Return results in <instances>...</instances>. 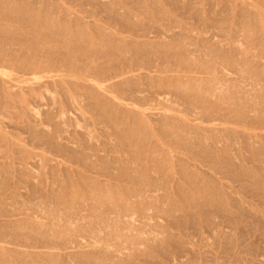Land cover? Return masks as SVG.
I'll list each match as a JSON object with an SVG mask.
<instances>
[{
    "label": "rangeland",
    "instance_id": "1",
    "mask_svg": "<svg viewBox=\"0 0 264 264\" xmlns=\"http://www.w3.org/2000/svg\"><path fill=\"white\" fill-rule=\"evenodd\" d=\"M4 1H6V0H4ZM24 1L26 3V0H24ZM32 1H35V0H32ZM32 1L31 0L28 1L26 3V5L23 4L24 3L23 0H18V1L17 0H7L6 2L13 7L15 6L14 8H20V10H24V9L29 8V10L32 11V9H33V11H35V13L34 12H32V13L37 15L38 20L39 19L42 20L43 18H44L43 20H46V19H47V21L49 20L48 22L55 24L54 25L56 27L55 30H57L58 32H61L63 30L62 33L69 34V37L67 40H71L72 38H74V41L76 42V44L78 43L79 45H82L85 49L82 46H80V48H77L76 46L79 47V45L77 44L74 47H72V46L69 47V50H68V48H65V49H67L66 51H65V49H63V51L65 53L63 51L60 52L58 50L57 52H59V55L56 53V55H58V56L55 55V57H54V55H53V56L47 57L49 59L47 61V63H50V64H48L49 65L48 68H46L45 71H42V70L39 71V68L38 69L35 68L36 63H37L36 57H38V55L41 52L39 50L38 44H36V40L33 37H31L32 39L30 37H27V38L24 37V38L18 40L17 38H12L11 36H9L10 38L8 37L9 39L7 37H5L6 38L5 39L4 36H0V43L3 42V45L0 44V48L2 49V52L0 49V52H1L0 53L1 54L0 55V61L1 60L5 61V62L3 61L4 64L2 61L0 62V84H1L0 85V187H1V185H3L2 188H0V194H1L0 195V221H1L0 222V224H1L0 229L5 231L7 229V226H8L9 227L8 230H9L10 234H12V232L15 234L14 227L18 228V230L20 231L19 235L17 237L15 236L16 234L11 235V236L8 235V233H9L8 230H6L5 232L0 231V239L2 238V241H0V246L3 245V246H6L7 249L9 248L8 251L6 253H4L5 256H3L4 254L3 255L0 254V264H8V263L9 264H15V263L16 264H24V263L25 264H35V263L36 264H40V263L52 264L51 262H53V264H55V262H56V264H71V263L72 264H91V263H94V264L95 263H97V264H111V263L112 264H119L120 263V264H122L123 262H121V260L124 261V263L126 262V264H127V262H128V264H264V189L263 188H262L263 190L260 189L261 186L263 185L262 182L264 180V178H263L264 177V4H263L264 0H99V1H97V0H49V1L48 0H42L43 3L41 0H40L41 2L39 0H37L36 6L37 7L39 6L38 7L39 9L36 6H34L35 2H33L34 5L31 4ZM96 1H97V3H96ZM11 2H13V3H11ZM16 2L20 3V4L18 3L19 6L17 4H15ZM21 2H23V3L21 4ZM45 4L47 7L45 6ZM22 5H24V6H22ZM30 6L32 9L30 8ZM22 7H24V8H22ZM43 7L48 8L47 10H49L48 12H50V13H48L47 10H45V8L42 9ZM36 8H37V11H36ZM41 10H42L43 15L40 12ZM109 10H113L114 12L116 11L118 13L115 12L116 13V15H115L113 11H109ZM45 11H46V13H45ZM54 11H55V13L53 14ZM37 12L38 13L40 12L41 16L39 14H37ZM110 13L112 14L113 17L111 16ZM123 13H125L124 14L125 16L126 15L128 16V17H126V19H125V17H124V19L122 18V16H124ZM49 14H52V15H49ZM67 14H69V15H67ZM118 14H121V15H118ZM60 18L64 19V21H62ZM67 18L73 20L74 22L71 20H68ZM76 18H78L79 20ZM8 19L10 21H8ZM15 19L14 18L11 19L5 14L0 15V23L1 24H9V25L11 24L10 26H13V28L16 27L15 30H18V28L23 29V31L28 30L27 24L25 23V25H24V23H23V22H25V20L21 21L19 19L20 21H18V18H17V22H16ZM58 19H59V21H58ZM119 19H121V20H119ZM2 20H4L5 23ZM55 20H57V22H54ZM75 20L77 23L75 22ZM117 20L120 22L122 21V25H124V26H126V24H128L126 26L128 28L126 29V27L122 26L121 23H119ZM12 21L14 23L16 22L14 24L16 26L13 25ZM131 21H135V23L133 22L134 25L137 24L138 26L134 27V25ZM130 22L132 25L129 24ZM19 23H21V24H19ZM61 23H63V25ZM79 23H81L83 27ZM22 24L24 25V27L20 26ZM69 25H71V26H69ZM73 25H75L79 28H77V27L75 28ZM255 25H257V26H255ZM80 26H81V28H80ZM140 26L144 31L140 28ZM143 27L147 28V29H144ZM151 27H152V29H151ZM255 27H257V28H255ZM133 28H136L138 30V32H137L138 35L135 34L137 30H135ZM81 29H82V31H81ZM132 29L134 31H131ZM167 29L169 30V32ZM83 30H85L86 32L85 31L83 32ZM125 30H126V32H125ZM254 30H256V31H254ZM69 31H71V32H69ZM100 31H101V33H100ZM139 32H141V33H139ZM162 32H165V33H162ZM166 32H168V34ZM76 33H78V34H76ZM125 33H127V35ZM132 33H134V34H132ZM158 33H159V35H158ZM161 33H162V35H161ZM172 33H173V35H172ZM174 33L176 34V36L178 38L174 35ZM180 33L182 36L180 35ZM79 34H81V35H79ZM82 34H84L83 36L87 39H90L94 44L97 43L96 44L97 45L96 51H95V49H90L87 45L84 44L83 38H81ZM70 35H73V37H70ZM85 35H87V36H85ZM113 35H115V37ZM130 35H131V37H130ZM133 35H135V36H133ZM165 35H167V36H165ZM122 36H123V39L125 41L128 40V42H124L126 45L124 47H122L123 45L119 44V41L122 38ZM145 36H147V37H145ZM170 36H172V37H170ZM183 36H184V38L187 39V41L184 40ZM193 36H195L194 37L195 39H193ZM196 36L197 37L199 36V37L196 38ZM78 37H80V38L78 39ZM89 37H91V38H89ZM113 37L116 40L115 42H114ZM11 38H12V40L13 39H15V40L12 41ZM94 38H97L96 42L94 41L95 40ZM167 38H169V39H167ZM179 38L180 39L183 38V39L180 40ZM27 39H29V40L27 41ZM108 39H109V41H108ZM133 39L136 42L135 44H133V42H134ZM188 40H189V42H188ZM194 40H195V42H194ZM147 41L150 43L152 41V43L149 46H147L149 44ZM156 41H158V42L160 41L162 44L163 43L164 44L162 45L160 42L158 43ZM182 41L185 45L183 43H180ZM5 42H7V43H5ZM14 42H15V44H14ZM99 42H100V44H99ZM130 42H131V44H129ZM139 42L142 44H140ZM167 43H169V44L167 45ZM127 44H129V45L127 46ZM156 44L158 46L161 44L163 47L166 45L167 47L166 46L164 47V50H165L164 51L163 48H161L162 47L161 45H160L161 47L160 46L158 47ZM188 44L189 45L191 44L192 46L197 44L196 46H193V48L196 47V49H194V51H195L194 53H193V49H191L192 46H189ZM26 45H28V47ZM130 45H131V49L133 50V52L130 49ZM141 45H143L145 47L143 48ZM153 45H155V46H153ZM169 45L171 46V48ZM177 45H178V48H177ZM187 45L189 46V50H188ZM1 46H4V48ZM6 46H7V49L10 50L9 52H7L8 50L6 49ZM13 46H14V48H13ZM117 46H119V48ZM150 46L153 47V49L156 48V50L155 49L153 50ZM174 46H175V48H174ZM15 47L16 48L18 47V48L15 49ZM127 47H129V48H127ZM30 48H32V49L29 51ZM75 48L77 49V51H75L76 50ZM122 48H123V50H122ZM140 48H141V50H140ZM142 48L144 50L143 52H142ZM159 48L161 51H158ZM166 48L168 50H166ZM182 48H183V50H181ZM26 49L28 51H26ZM79 49L80 50L84 49L81 51L83 53V56H82V53L79 55V52H80ZM102 49H104V50H102ZM113 49H115V50H113ZM135 49H136V51H135ZM23 50H25V52H26L25 54H22V52L24 53ZM34 50H36V51L34 52ZM78 50H79V52H78ZM125 50L127 51L126 53H125ZM128 50H129V53H128ZM190 50H192V51H190ZM11 51H13L14 54H13V52L11 53ZM71 51H72V53H71ZM73 51H75V54ZM92 51H93V53H92ZM98 51H99V53H97ZM189 51H190V53H189ZM27 52H30V53H27ZM90 52L92 53L93 57H92V55L89 54ZM104 52L106 53L105 55H104ZM7 53H9L10 55L12 54V55L9 56V54H7ZM70 53L73 55H70ZM124 53L130 54V55L127 56ZM16 54H17V56H16ZM21 54L26 55V57L24 56L21 58V56H22ZM100 54L102 55V58L100 57L101 56ZM134 54H136V55H134ZM194 54H195V56H194ZM68 55H69V57H68ZM96 55H98V56H96ZM70 56L73 58H71ZM78 56H79L80 60H76V59H78ZM120 56H121V58L125 57L124 61H122L123 59L119 58ZM190 56H192V58L196 59V60H193L192 58L190 59L189 58ZM214 56H215V58H217V57H219V58H217V60H215ZM246 56H247V58H246ZM2 57H5V58L3 59ZM8 57H11L12 61L9 60ZM30 57H31V60H28V59H30ZM39 57H40V55H39ZM74 57L76 59H74ZM98 57H99V60L101 59L100 61L97 59ZM126 57H127V60L129 61V64L131 66L129 64L126 65V62L128 63V61L126 60ZM81 58H82V60H81ZM206 58H209V59H206ZM15 59L20 60V61L18 62ZM34 59H35V61H34ZM72 59H74L73 62H72ZM91 59H93L94 62ZM24 60H25V63H24ZM88 60H91V61L88 62ZM133 60L136 63L138 62L137 64L139 66L145 65L147 67H148V63L150 62L149 68L152 69L153 71L151 72L150 70L148 71V69L141 68L137 71H133L129 74H125L124 76H122L116 80V82H118V83L124 82V85L123 84L116 85L114 87L115 92L114 93L111 92V93L107 94L109 97L108 100L104 99L103 96H100L98 91H96V87H98V86H97L95 81L97 79H95L93 76L91 77L88 75H92V74L94 75V73L98 69H99L98 71H100V70L102 71L101 76L103 75V77H104V75H106V74L108 75V72H120V71H118L120 69H121V71L125 70V69H127L126 66H128V65H129L128 67H130V68H133V66L135 68L136 63ZM188 60L189 61L191 60V61L186 62ZM27 61H29L32 65L30 63H28ZM31 61H34V62L32 63ZM98 61L100 62L99 65H97ZM203 61H205L204 62L205 64H203ZM209 61H210V64H208ZM233 61L234 62L239 61V63L237 62L238 65L236 64V62H235V64L237 67L240 65L241 66L236 68ZM8 62H9L10 66L7 65ZM11 62H12V64H11ZM17 62H18V64H17ZM59 62H60V64H58ZM78 62H79V64L80 63H82V64L78 65ZM85 62H87L85 64V66L89 65L88 68L86 67L87 70L85 69L87 71V73L84 71L85 67H83ZM91 62H93V63H91ZM193 62L195 63V65L193 64ZM200 62H202V63L200 64ZM216 62L219 65V67L215 66L214 63H216ZM222 62H223V65L221 64ZM22 63H23V65H22ZM94 63H96L97 66ZM101 63L102 64L104 63L103 65H106V66H102ZM198 63H199V65H198ZM211 63H213V66ZM1 64H3V65H1ZM61 65L66 67V69H67V67H69L71 69V71H70L71 73H78V71L81 70L80 68L83 67L81 70L82 72L81 71L80 72L83 75L86 74L85 76L89 77L88 81L83 84V83L78 82V80L75 77H73V78L72 77H63V76H61V73H59V72L55 73V71H51L52 68H54V67L57 68V66L58 67L60 66L59 69H65V68H62ZM94 65L96 66V69H97L96 71H95ZM138 65L136 67H139ZM201 65L202 66L204 65L207 68H205L204 66L202 67ZM28 66H29V68H28ZM214 66L216 68H218V69L215 68V70L213 71V73L215 75L211 73ZM100 67H101V69H100ZM158 67H159V70H158ZM197 67H199L200 69H198ZM69 68L67 70H70ZM115 69L116 70L118 69V70L116 71ZM154 69H156V71H154ZM26 70L30 71L31 73L27 74ZM35 71H36V73H34ZM215 71H217L220 75L218 73H216ZM20 72H21V74H17ZM84 72H85V74H84ZM88 72H89V74H88ZM247 72H248V74H247ZM250 73L254 74L253 76H251L252 80L249 77L251 75ZM143 74H145V75H143ZM240 74L241 75L245 74V75H243V77H242ZM139 75L143 76V78H142L143 81H141V78L139 79L140 82H137L139 80L131 79V78H134L135 76H139ZM147 75L148 76L149 75L155 76V77L161 76V77L156 78L158 81H156L155 77L154 78L149 77L150 79H152L150 81V79L147 78L148 80H146V78H144V76H147ZM185 76H187V77H185ZM190 76L195 77V78L192 79ZM244 76H246V78H244ZM129 77H130V80H129ZM171 77H172V79H171ZM182 77H183V80H182ZM188 77H189V79H191V81L192 80L195 81V83L193 85H192V83L194 81L190 82V84L193 86L192 88L195 90L197 89L198 92L191 90V85L188 82L190 80L188 79ZM200 77L204 78L205 81ZM223 77H225V78H223ZM230 77H232V78H230ZM65 78H67V79H65ZM126 78H128V79H126ZM185 78L188 79L187 82L190 85V87H189L190 89L187 88V86H189V85H187V82L184 80ZM198 78H199L200 83L197 84V86H196V82H198ZM211 78H213V79H211ZM228 78H229V80H228ZM240 78H243V79H240ZM24 79H26L28 81H25ZM179 79H181V80H179ZM214 79H216L215 80L216 85H218V82L221 83V84L219 83L218 86L220 88L222 86V89L224 88L223 89L224 92L227 89H228L227 92H229V91L231 93L233 92L232 94L228 93V98H227V92L225 94L220 95V93H224V92L219 91L220 92L218 95L219 97L217 96L218 98H216L218 100V101L216 100V102H219L217 104L212 102L215 100L214 97H216V96L212 97V95L210 96V93L205 95L206 86H208V84H209L210 87H207V88L208 89L212 88L211 82H213V86H215L212 89H210L211 92L214 91L215 88L216 89L218 88V86L215 85ZM72 80L74 82L76 81L74 83V86H71V84L73 85ZM162 80L164 82H162ZM172 80L175 83L172 82ZM68 81H69V83H67ZM135 81L138 84H136ZM153 81L154 82L156 81L155 84ZM180 81L181 82L183 81V83H180ZM201 81H203L204 83L203 82L201 83ZM227 81L228 82L230 81V84L227 83ZM234 81H235V83H234ZM33 82H34L33 87L35 86L34 88L32 87ZM38 82H40V83H38ZM53 82L56 84H54ZM70 82H71V84H70ZM77 82H78V85L81 84V85H79L80 89L78 87H76V85H75V84H77ZM125 82H126V84H129V86L131 88H138V89L140 88L142 90L144 88L146 90V91L143 90L144 92H146L145 96L142 98H135L133 100L132 99H124V98L120 97L119 94L120 95L122 94V91L126 89L125 87H129V86L125 85ZM143 82H144V84H143ZM149 82H150V84H149ZM151 82H153V83H151ZM163 83H165V84L163 85ZM172 83H174V84H172ZM222 83H227V84H224L225 87H227V89L222 85ZM251 83H253V86L255 85V87H252ZM68 84H70V85H68ZM151 84H153V85H151ZM168 84H170L169 88H168ZM180 84H181V86H180ZM201 84L202 85L204 84L203 85L204 88L202 87ZM120 85H122V86H120ZM139 85H141L142 87ZM149 85L154 86V87H150ZM171 85H174L175 87L172 88ZM30 86H31V88H30ZM70 86H71V88H70ZM87 86H94V89L91 90ZM250 86H251V88H250ZM61 87H62V89H61ZM65 87H68V88H65ZM182 87L183 88L185 87V88L182 89ZM199 87L202 88L201 93H203V95H200ZM240 87H241V89H240ZM76 88H78V91H76L77 90ZM119 88H122V89H119ZM174 88H175V90H174ZM179 88H181L180 92H179ZM167 89H168V91H167ZM169 89H172V91ZM187 89H189L188 93L191 92V94H189L188 97H187L188 93L183 92ZM231 89H232V91H231ZM173 90L175 92L178 91V94L175 93L173 95V93H174ZM237 90H238V92H237ZM240 90H242V91L240 92ZM254 90H257L258 92L257 91L255 92ZM91 91L94 93H91ZM235 91L238 94H236ZM194 92H197L200 96L210 97L209 102H211L213 105L203 106L201 103L198 102V100H196L197 98L195 99V97L199 98L200 96L199 95L197 96V93H194ZM179 93H181L182 97L180 96ZM192 94H193V96H192ZM229 94H231V95H229ZM87 95L90 97L85 99V97ZM236 95L237 96L242 95V98H241V96H239L240 97L239 98ZM249 95H252V96H250V98H249ZM98 96L101 100L98 98ZM184 96H186V97H184ZM54 97H55V99H54ZM77 97H81V98H77ZM165 97H167V99H165ZM193 97H194V99H193ZM211 97L214 100L211 99ZM229 97H231L233 99V100H230L232 103L230 101H228L230 99ZM245 97L247 98L246 101H245ZM160 98H162V99H160ZM188 98H192V101ZM234 98H235V100H234ZM237 98H239V99H237ZM80 99H81V102H79ZM226 99H228V100L225 101ZM250 99H252V100H250ZM165 100H167V101H165ZM253 100H255V101H253ZM88 101H89V103H88ZM107 101H108V103H107ZM194 101H197V102H194ZM226 102H227V104H226ZM250 102H252V104ZM82 103H84V104H82ZM109 103H111V104L109 105ZM193 103H194V106H192ZM2 104H4V105L2 106ZM81 104H82V107H80ZM97 104H99V105H97ZM256 104H257V108H256ZM259 105H261V106H259ZM1 106L3 108H1ZM76 106L79 109H77ZM173 106H175L176 108L178 107V108L173 109ZM188 106H190V108ZM191 106L192 107L198 106L196 110L200 111L199 114L205 113V112H203L204 110L201 108L202 106L205 108L206 112L209 110V112H217L220 115L222 114L221 111L224 110L222 115H224V113L226 114V115H224L225 120L223 122L215 121V122H208V123L207 122L200 123V120L193 122L189 119V116H187V114H186L187 110L186 111L184 110V109H188V108H189L188 111L192 110ZM227 106H229V107L227 108ZM88 107L91 109H89ZM230 107H231V109H229ZM239 107L241 108L240 110H239ZM33 108H35V109H33ZM107 108L108 109L111 108V110L109 109L110 112L108 111ZM123 108L127 109V111H126L127 113L124 112L125 110ZM219 108H221V111H219L220 110ZM1 109H3V111ZM31 110H33V111H31ZM103 110H105V111H103ZM229 110L233 111L232 112L233 114L231 113V111L229 112ZM256 110L258 111V113ZM107 111L109 112V114ZM235 111H238V112H235ZM34 112H36V113H34ZM247 112H248V114H247ZM37 113H39L40 115H38ZM227 113L229 116L227 115ZM230 113H231V115H230ZM35 114L37 117H39V116L40 117L37 119L34 118ZM112 114H114L113 116L115 117V119H117L119 121L114 120ZM117 114H118V117H117ZM123 114L126 115V117H127L126 119H125V115H123ZM30 115H31V117H30ZM109 116L112 117L113 120H111V118H109ZM158 116L160 118H158ZM226 116H228V117H226ZM245 116H247V117L244 118ZM25 117H27V118H25ZM134 117L138 118V119L136 120ZM166 117L168 118V120H166L167 119ZM237 117L240 120L235 119ZM123 118H124V120H123ZM156 118L161 119V120L165 119V121H170V122L167 123L168 126L167 125L165 126L164 124H166V123H164V121L157 120ZM229 118L231 121L235 119L234 121L236 123L234 121H233L234 123L231 122L229 120ZM27 119L30 122H28ZM35 119L37 120V124L34 125ZM131 119H133V120H131ZM177 119H179V120H177ZM180 119L186 120L185 122L188 124L183 123V124H180V126H179L178 123L183 122V121H180ZM23 120H24V123H22ZM31 120L33 122H31ZM38 120H40V121H38ZM109 120L112 122H110ZM155 120L157 121V123ZM244 120H246L245 124H244ZM248 120H249V122L247 123ZM108 121L111 123L112 128L109 127L110 123ZM131 121H132V124H131ZM241 121L243 124L241 123ZM118 122L120 124H118ZM121 122L122 123L124 122L123 123L124 126L122 125V128H120L122 130H124L123 128L126 127V125H127V127H126L127 130L132 128L130 126V124L134 125L132 128L134 130L130 129V131L132 130L134 132L131 131V133H128L130 131H127V133L126 132L124 133L121 130L120 134L123 136V140L126 142H124L120 139V138H122L119 134V132H120L119 126L121 127V124H122ZM129 122H130V124H128ZM134 122L138 123V124H135ZM143 122H145L146 127H144L145 124H143ZM160 122H162V123H160ZM197 123H199V124L196 125ZM27 124H29V125H27ZM32 124L34 126H32ZM39 124L42 127H44V129ZM162 124H163V127L165 126V128H163L161 126ZM192 124L195 126H199V127L195 128V127H193ZM237 124H238V126H237ZM116 125H119V126H117L115 128ZM140 125L142 126V129L140 130L141 132H139V128L141 127ZM147 125H148V127H147ZM182 125H183V128H182ZM239 125H241V126H239ZM128 126L130 128H128ZM138 126H139V128H138ZM176 126H178L179 128L177 127L178 128L177 129ZM201 126L203 127V130H201V128H202ZM246 126H248V127H246ZM143 127L145 130L148 128V130H146V131L143 130ZM186 127L189 128V132L186 130V129H188ZM211 127L213 130L210 129ZM213 127H215V128H213ZM170 128H174V130L172 131V129H171V132H170ZM194 128L196 129L194 131L195 133L192 130ZM116 129L119 131H117ZM175 129L180 130V131L176 132ZM181 129L182 130L185 129V131H187V132L183 131L186 133L187 137H189L190 131L192 130L191 133L193 134V136H190L189 139L193 138L194 136L197 139H200L199 138V136H200V137H202L201 139L203 140V143L201 144L202 140L199 141L196 138H193V141L195 140L194 143H197L196 145H198V146L192 145L191 147L189 146L188 148L187 147L185 148V145L188 146L191 143L190 144L187 143L184 145V142L188 139H187V137H185L186 139L184 140V136H185L184 134L185 133L181 132ZM214 129H219V132H218V130H214ZM220 129L222 131L226 130V131H224V134H223V132H221ZM113 130H116L115 134L117 135V133H118L119 136H116L115 134H113L115 132ZM200 130L205 131L208 134L211 132L214 133V131H215V134L216 133H218V134H216L214 136V134L212 133V135L214 136V138H213L212 135L209 136V135H207V133L201 132ZM209 130H211V132ZM160 131L163 132V133H161L162 135L159 133ZM229 131H231V133L234 132L235 134H237V135H235L232 133V136H234V135L236 136L235 137L236 140H234V138L232 136L230 137L231 134ZM137 132H139V133H137ZM142 132H144V133L147 132L146 135L148 137H152L151 135H153L151 140L148 139L150 141L149 143L147 142L148 140L146 138L147 137L146 135H145V138H141L144 136ZM165 132H167L166 133L167 135L165 134ZM56 133L60 134L62 136L65 135V138L67 136L68 140H65L63 137V139H61V140L57 139V141H58L57 142L54 138ZM133 133H134V135H130L131 136L130 137L129 134H133ZM140 133H142V134H140ZM172 133H173V135H172ZM178 133H180V137H179ZM188 133H189V135H188ZM200 133L201 134L203 133L204 137L201 136ZM248 133H249V135H248ZM52 134H53V136H52ZM104 134H106V135H104ZM125 134H127V135H125ZM149 134H151V135H149ZM174 134H176V135H174ZM182 134H183V137H182ZM243 134H244V136H243ZM256 134L258 136H256ZM136 135H139V137ZM163 135H165L167 137V140H166V138H163V137H165ZM221 135H222V137H221ZM127 136H129V137L127 138ZM169 136H170V139H169ZM253 136L255 139L254 141H252L253 138H251ZM124 137H126V139H124ZM134 137H136L135 140H134ZM181 137L183 138L184 141L183 140L180 141ZM206 137H207V139H206ZM216 137H219V138H216ZM224 137H225V139L228 137L229 138L225 140ZM137 138H139L138 144L140 146L136 143ZM172 138H174V139L176 138L175 142ZM177 138H179V140ZM232 138H233V140H232ZM127 139H129L130 142H132L133 144L130 143L129 140H127ZM215 139H218V140L215 142L214 141ZM119 140H121V141H119ZM140 140H142V141H140ZM205 140H207V144H206L207 147H206V149L203 150L202 148L206 142ZM208 140H210V142ZM256 140L258 142L260 141L259 143L261 145ZM72 141H73V143H72ZM75 141H76V144L74 143ZM145 141H146V143H144ZM191 141H192V139H191ZM218 141H220V144L217 143ZM122 142H124L126 144L123 145ZM180 142H181V144H180ZM186 142H188V141H186ZM252 142H257V143L252 144ZM105 143H106V145H105ZM60 144L63 145V147H60ZM215 144H218L219 146H216ZM129 145H131V146H129ZM224 145H225V147H224ZM226 145H227V147H226ZM254 145H256V146H254ZM136 146H138V147H136ZM182 146H184V147H182ZM201 146H202V148H201ZM212 146L214 147V150H212L213 149ZM129 147H131V148H129ZM181 147L185 148L186 150H188L189 148H194L196 153L199 155V158L200 157H203V158L206 157V159L204 158V160H206V161L208 159V155H209V157L212 155L210 157V159L211 158H213V159L212 160L208 159L209 160L208 162H206L204 160H202L203 161L202 162L200 159V162H199V161L194 160L192 158V160L194 161L193 162L191 160V158H189V156H187V154L183 150H180ZM196 147L198 150L199 149L200 150L198 151L196 149ZM215 147H216V150H218V151H215ZM217 147H218V149H217ZM95 148L97 149V151L94 150ZM99 149L101 151H103V153H100ZM130 149L133 151H131ZM139 149H141L142 151H140ZM72 150H74V151H72ZM149 150H152V151H149ZM137 151H138V154H136ZM202 151L203 152L205 151L206 156L203 155L204 153ZM210 151H212L214 153H209ZM151 152H152V155L154 154L153 156L151 155ZM190 152H192V151H190ZM201 152L203 153L202 156H201ZM206 152L208 155L206 154ZM94 153H97L98 157L92 156ZM143 153H145V154H143ZM158 153H160V155L162 153V156L159 157ZM167 153L170 154V157H169V154H167ZM89 154H91L92 159H90L91 157ZM164 154H166V155H164ZM172 154H173V156H172ZM213 154L216 155L215 158H214L215 155H213ZM100 155H103V157L99 158ZM144 155L145 156L147 155L146 157L148 159L145 158ZM149 155L152 157H150ZM118 156H121V157L118 158ZM134 157H136V158H134ZM179 157H180V159H178ZM101 158H103L106 161V164H105L104 160H103L104 161V163H103ZM155 158L158 160H156ZM183 158L185 159V160H182L183 162L178 161V160H181ZM96 159H97V161H96ZM98 159H100V160L98 161ZM170 159H172V160H170ZM88 160H89V162H88ZM92 160L95 162L93 163ZM113 160H115L117 162L119 161L120 163L119 162L116 163L115 161L113 162ZM186 160H188L189 163H192V165L198 164L199 167H201V168H199V170H201V169L202 170L201 171H199V170L195 171L194 168L192 167L193 169L191 168V171H190L191 164H190V167H187L188 164H185ZM159 161H160V163H159ZM210 161L213 162V164L210 163ZM215 161H217L218 164ZM227 161L229 162V164ZM123 162H125V163H123ZM170 162H171V164H170ZM89 163L90 164L93 163L92 164L93 166L88 165ZM126 163L128 165H126ZM146 163L149 165H147ZM164 163L166 165H164ZM174 163H176V165H178V168L176 166H174L175 165ZM204 163H206L207 165L209 163L208 167L206 164L204 166ZM214 163H216L217 165L220 164V167H222V165H223V169L225 166L226 171H228V172H226L225 170H223V172H222V170H221L222 168H217L216 164H214ZM225 163H226V165H225ZM238 163H240V164L238 165ZM118 164H120V165H118ZM169 164H170V166H169ZM210 164H212V165H210ZM234 164L236 165V167L238 169L234 166ZM104 165H106V166H104ZM214 165L216 168L214 167ZM107 166H108V168L111 167L110 169L112 171L110 169H108ZM116 166H117V168H116ZM122 166L126 170H123L124 168ZM129 166L131 168L135 166V169L133 168V170H132V169H130ZM168 166L171 167V168H169V170H168ZM172 166H173V168H172ZM227 167H229V170H227L228 169ZM246 167L250 168L247 171L248 174H245L247 169L245 170L244 168H246ZM104 168L106 169V172H107V170H109L108 173H105ZM120 168H122V170H117ZM155 168H156V170H158L157 172H156ZM214 168L217 169V172H216V170H213ZM230 168L234 173L231 172ZM170 169H172V171H170ZM173 169H175L177 172L175 173V170H173ZM177 169H179V170H177ZM186 169H187V171H186ZM166 170H168V171H166ZM193 170L195 173H190V172H193ZM219 170H221L220 173H219ZM251 170L253 173L255 172V174L256 173L257 174L256 175L253 174L251 172ZM120 171L121 172L123 171L122 172L123 175L121 174ZM188 171H190V172L188 173ZM207 171H209V172H207ZM130 172H132V174ZM160 172H162V173H160ZM172 172L174 174H172ZM207 173L208 174L212 173V174H209L210 175L209 176ZM227 173L231 176H229ZM169 174H170V176H169ZM188 174H191V176H192L191 179H190V175H188ZM193 174L196 175V176H194L195 179H193ZM241 174L243 177L241 176ZM249 174H250V176L247 178V176ZM121 175L123 178L120 177ZM147 175H148V177H147ZM154 175H156V176H154ZM197 175L201 179L197 178ZM211 175L213 176V178ZM235 175H237V177ZM239 175H240V177H239ZM113 176H114V178H112ZM116 176H117V178H115ZM135 176H137V177H135ZM153 176L157 177V179L153 178ZM188 176H189V179H188ZM232 176L234 178H231ZM260 176H261V178H258ZM132 177H133V179H132ZM138 177H139V181H138ZM144 177H147V178H144ZM179 177H181V178H179ZM184 177H185V179H184ZM253 177H257V179L253 178ZM136 178H137V180H136ZM166 178H167V182H169L168 183L169 185H167V183H166ZM168 178H171V179H168ZM131 179L134 181L131 182ZM143 179H145V180H143ZM175 179H176V181H175ZM192 179L195 180L194 181L195 184L191 181ZM142 180L144 182H142ZM170 180H171V184H170ZM177 180H178V182H177ZM201 180L205 184H207L206 186H209V183H210L211 187L213 186V184L211 185V183H215L217 180V182L214 184L217 189L214 186L213 187L215 188L216 191L220 190V189H221V191H219L218 193H216V191L214 192L213 187H212L213 190L211 189L210 186H209V188L206 187ZM254 180H256V182ZM259 180H260V182H259ZM135 181H136V183H134ZM137 181H138V183H137ZM154 181L156 182V184H152V182L154 183ZM213 181H215V182H213ZM108 182H109V184H108ZM141 182L146 184L147 187H146V185L142 184V186H144L142 188ZM147 182L149 184L153 185V189L156 188V186L158 187L157 189H160L157 191V193H156V191H154V194H156V199L158 198V200H155V201H157V203L155 202L156 205L153 203H148V202H152V201L154 202L155 198L152 201L147 202V200H145V198H143L141 196V193L144 191V189H146L148 187H152V185H149ZM196 182L199 184L200 183L203 184L205 186L204 189L208 188L207 189L208 191L203 190V188H201V187H203V185H201V184L199 185ZM158 183L160 185H158ZM259 183L260 184L262 183V185H260ZM164 184L167 185L168 189L165 187L167 190L164 189L163 186H166ZM184 184H188L187 189L189 191L191 190V192L187 193L188 192V190L186 189L187 185H184ZM196 184H197V186H196ZM216 184H220V185L216 186ZM221 184H222V186H221ZM254 184H256L255 185L256 190L253 187ZM20 185H22L23 187ZM104 185H106V186H104ZM154 185H156V186H154ZM178 185H180V186L177 187ZM18 186H19V188H18ZM92 186H93V188H92ZM126 186L128 188H126ZM256 186H258V187H256ZM104 187L106 188V190L112 189L114 192H111L110 190H107L108 192L107 191L105 192ZM180 187H182L183 189L181 190ZM129 188H131V189L129 190ZM191 188L194 190V194H196L197 196L193 195V191ZM96 189H98V190H96ZM125 189H127L129 192L127 190L125 191ZM142 189H143V191H142ZM157 189H155V190H157ZM210 189H211V191H210ZM224 189H226V190H224ZM134 190L138 191V193L135 192ZM163 190L166 192V195H165V192ZM175 190L177 193L175 192ZM184 190H187V192ZM100 191H101V194H100ZM102 191L106 196L104 194L102 195ZM140 191H141V193H139ZM201 191L203 192L202 194H200ZM204 191H207V192L205 193ZM226 191H227V193H226ZM52 192L54 195H52ZM122 192L125 195H123ZM134 192L137 195H135ZM161 192H163V193H161ZM171 192L174 193V195ZM208 192L209 193L211 192L210 194L213 193L214 195L212 194L213 195L212 196ZM19 193H20V195H19ZM63 193H64V195H63ZM106 193H109V194H106ZM183 193H184V196H183ZM191 193H192L193 197H192ZM23 194H25V195H23ZM85 194H86V196H85ZM110 194H112V195H110ZM119 194H120L121 198H120ZM127 194H129V195H127ZM131 194H132V196H131ZM138 194H140L139 196L141 198L140 197L138 198ZM161 194L162 195L164 194L163 197L169 195V196H171L172 199L170 200L169 196L167 198H163V197H161ZM178 194L181 197L180 196L178 197L177 196ZM220 194H224L225 196L220 195ZM46 195H48V196H46ZM65 195H66V197H65ZM100 195H102V196H100ZM126 195L129 198H131V197L133 198V196L135 195L134 198L136 197L135 198L136 201L138 199L139 200L141 199L143 201V203L140 200V201H137L138 204L135 205L136 204V201H134L135 199L133 201H131L132 199H130V201H129V198ZM186 195H188L189 198L191 197V199H188V196H186ZM201 195L204 196V199H203V196H201ZM208 195H210V196H208ZM103 196H104V198L106 197V199H103L102 198ZM115 196H116V198H115ZM11 197H13L14 199L12 200ZM49 197H50V200H49ZM93 197L94 198L97 197V198L94 199ZM160 197L163 198L164 201H166L167 199H168V201H166V203H165L162 200H160L161 199ZM195 197H196V199L194 200ZM220 197H222V198L224 197V199H222ZM82 198H84V199H82ZM114 198L116 201L114 200ZM185 198H187V199H185ZM213 198L216 199V204H214L215 201H213L214 200ZM24 199H25V201H23ZM39 199H40L41 203L37 202ZM199 199H201V200L199 201ZM81 200H83V201H81ZM95 200L97 203L92 202ZM100 200H102V201H100ZM202 200H204V201H202ZM222 200L225 201L224 204H222L223 203ZM226 200H228V202ZM26 201L27 202L30 201L29 204L26 203ZM31 201L34 203L32 204ZM43 201H44V203H43ZM98 201L101 202V204ZM145 201H146V203H144ZM181 201H183V203H181ZM191 201L192 202L195 201V203L198 201L196 204H199L201 206H199V205L196 206V204L194 205V203L192 205ZM20 202L23 203V206H21ZM80 202H82V203H80ZM134 202H135V204H134ZM209 202L210 203L212 202V204H214L213 206H215V207H213L212 204H210ZM14 203H16V204H14ZM30 203L32 206L30 205ZM48 203L49 204L51 203L54 206L52 205L49 207ZM74 203L78 204V205L80 204L79 205L80 207L78 205H75ZM113 203H116V204L114 205ZM160 203H161V205H160ZM177 203H179L180 205ZM35 204H37V205H35ZM46 204H48V205L46 206ZM164 204L165 205L168 204V207H167V205H166V207H164L163 206ZM187 204L189 205V207ZM202 204H203V206H202ZM126 205L127 206L129 205L127 207V209L125 208ZM130 205H132L133 208H131ZM169 205H171V207L173 209H171ZM178 205H179V207L181 206L182 209L177 207ZM220 205L222 206V208H220L221 207ZM232 205L234 208L232 207ZM116 206L119 209H117ZM150 206H152V207H150ZM154 206L157 209L159 208V210H158L159 212L154 211V210H157ZM161 206H162V208H161ZM218 206H220L219 209H218ZM12 207H14V209H12ZM23 207H24V209H22ZM25 207L26 208L28 207V209L26 210ZM29 207H30V209H29ZM41 207H44V208L41 209ZM46 207H47V209H46ZM70 207H71V209H70ZM136 207H137V210L139 212L136 210ZM153 207L155 209H153ZM183 207H185V208H183ZM203 207H205L206 210ZM212 207H213V210H211ZM225 207L228 210L230 208V210L228 211L226 209L225 211H227V212H224ZM38 208H40L41 210ZM51 208H55V209L51 210ZM148 208H149V212L147 213L146 209H148ZM160 208L162 210H160ZM168 208H170L171 210ZM198 208H199V210H198ZM201 208H203V211H201L202 210ZM209 208L211 211L208 210ZM214 208H215V210L216 209L217 210L215 211ZM8 209H9V211H8ZM37 209H38V212L39 211H41V212H39V213L36 212ZM114 209H117V211H115ZM128 209H130L128 218L131 215L133 216V218L132 217L129 218V220L131 219L132 221H134L133 225H131L132 222L129 223V220H128L127 215H126L128 213ZM150 209L153 210L154 213H152V211ZM166 209H168L169 211ZM176 209H179V210H177V213H176ZM195 209H197V210H195ZM220 209L223 211H220ZM242 209L244 210L243 212H242ZM49 210H51V211H49ZM72 210H73V212H72ZM104 210H105V212H104ZM186 210L188 212H186ZM190 210H194V211L191 212ZM207 210H208V213H206ZM239 210H241V212L244 215L241 212H239ZM25 211H27L28 213L30 212V215ZM42 211L47 212L48 218H50L49 216H51V214L53 215V217H52L53 219H55L57 217L56 219L60 223L56 220L53 222L54 223L53 224L52 223L53 219L50 218L51 221L48 220L47 215H45V213ZM58 211H59V213L63 211L62 212L63 214L60 213L61 214L60 215L58 213ZM74 211H76V212H74ZM123 211H125L126 214H124V216H123V214L121 213L122 214V216H121L120 212H123ZM183 211H184V214H183ZM204 211H206V212L204 213ZM230 211H231V214L230 215L227 214ZM233 211H235L236 213ZM108 212L112 213V215L108 214ZM113 212H115V213H113ZM173 212H175V213H173ZM189 212H191L192 215H190ZM23 213H24V215H22ZM42 213H43V215H40L41 217L36 218L37 216H39V214H42ZM86 213L89 215H85ZM118 213H119V216H121L120 221H116L114 224L111 217L109 219L108 216L111 215L112 218H114L118 215ZM155 213L156 214L158 213L159 215L158 214L156 215ZM166 213L169 215H167ZM238 213H240L241 215H236ZM81 214H82V216H87V217H85V220L87 219L89 221V223L84 222L85 220L84 221H81V219L78 220L79 218L82 217V216H80ZM107 214H108V216H107ZM113 214L115 215L114 217H113ZM150 214H153L152 217ZM249 214H251V215H249ZM1 215H3V216H1ZM58 215H59V217H61L63 224L61 223V219H59ZM146 215L147 216L150 215V218L145 220L146 221V223H145V222H143V220L145 219L144 216H146ZM165 215H167L168 217H166ZM181 215H183V216H181ZM8 216L11 218H9ZM173 216H174V218H173ZM233 216H235L237 219ZM239 216L245 220L241 219ZM77 217H78V219H77ZM96 218H97L98 222H95V221H97ZM123 218H125L126 221L128 220V222L123 220ZM154 218H156V219H154ZM170 218H172V219H170ZM246 218H247V220H246ZM7 219L8 220L11 219L10 223H8ZM72 219H73L74 224L73 223L70 224L72 222L70 220H72ZM134 219H136V221L139 222L141 225L137 224ZM138 219H142V221L138 220ZM228 219H230V220H228ZM240 219L243 220L242 223H241ZM46 220L48 222H45ZM74 220H77L78 222L79 221L80 222L78 223L77 221H74ZM121 220H123V221H121ZM35 221H36V223H35ZM102 221L104 223H107L106 221H108L109 223H113V224H108L109 227H107L109 229L112 227L111 229L113 231L112 230L109 231V229H107L105 227L107 225L105 224V226H104V224H102L103 223ZM153 221L155 222L154 225L152 223ZM21 222H25L27 227L24 224V227H26V228H24L23 226L21 228L20 227L21 225H19ZM40 222H41V226H42V224H44L45 227H47L49 225L51 230H53V231L55 230L54 231L55 235L50 236V234L52 235L53 231L51 232V230L48 229L49 227L45 228L43 225L40 228V226H39ZM55 222H57V223H55ZM68 222H69V224H68ZM82 222H83V224H82ZM124 222L127 223V225L124 224L127 227H125L124 225L122 226V224ZM4 223H6V224H4ZM50 223H52L53 225H51ZM65 223H67V225ZM75 223H76V226L79 224L80 225L76 227ZM90 223H91V225H90ZM96 223L98 225L102 224L100 226L102 229H104L103 227H105V229L102 232L105 231L106 234H104L105 232L104 233L101 232L100 227H98L99 229L97 228L98 225ZM9 224H11V227ZM128 224H130V226ZM134 224H136L137 227H139L138 225H140V227L135 228L136 225L134 226ZM55 225H56V227H54ZM57 225H58V228H57ZM71 225H72V227H71ZM87 225L89 227H86ZM111 225H113L114 228L116 226V228H115L116 230L119 228V230H121L120 232L122 233L123 236H121V233H119L117 236V231ZM145 225H146V227L149 225L148 228L150 230H147L146 234H149L150 236L146 235L145 233L142 234L144 232V230L146 229ZM150 225L152 228L154 226L158 227V228H155L157 230V233H156V230L154 228H153L154 230L152 229L156 234L152 232ZM2 226H4V228L5 227L6 228L3 229V228H1ZM59 226H61V227H59ZM68 226H69V228H68ZM132 226H133L134 231L132 228H130ZM159 226H160V228H159ZM122 227H125L124 229L130 230L128 232H131L132 234H134L135 232L137 234H139V232H140V234H139V236L136 235L137 237L133 236L131 233H127L126 230H125V232H123L122 230H124V229H122ZM141 227L143 228V231H142ZM73 228H75L76 230H74ZM89 228L92 230H90ZM96 228H97V232H96ZM20 229L21 230L24 229V231H23L24 233L21 232ZM27 229L29 232L27 231ZM40 229H41V231H45L46 234H43V232H42V234L44 236L45 235H47V236H45V237L42 236V234H40L41 233ZM56 229H58V230H56ZM138 229H140L139 232H137ZM47 230H49V231L47 232ZM99 230L101 233L99 232ZM69 231H70V234L68 233ZM73 231H74V233H72ZM93 231H94V233H98V238H99V240L102 241L101 243H103V240H104L103 239L104 237L102 238V236L105 235V237H108V238H105L107 241V239L110 238L109 233L111 231L113 232V234L111 235V238H110L111 240L109 239L110 240L109 249H111V246H113L115 248L118 247V249H119V246H120L119 244H121V246H122L123 242L125 244L127 242L128 244L126 246H125V244H123L125 247L122 246L123 247L122 248L120 246L123 251L121 252V249H119V252L123 253V254L121 255L118 251H115L117 249L112 250L113 247H112L110 252H108L109 249H108V251L106 249V252L103 249L100 254L98 253L99 252L98 251L97 253L99 254V256H98V254L94 255L91 252V250H89V251L87 250L84 253H82L79 248L75 247L74 243L76 242V238H78V240H80L82 238L92 239L93 237H91V236L97 237V234L91 235L93 233ZM17 232L18 231H16V233ZM62 232H64V233H62ZM115 232H116V234H115ZM158 232H159V235H158ZM21 233L23 234V236ZM124 233H127L126 234L127 236H125ZM37 234H40L43 238L38 236ZM67 234L69 237L66 236ZM88 234L91 236H88ZM100 234H104V235H100ZM107 234H108V236H107ZM131 235L133 237H131ZM140 235H143V236H140ZM156 235H158V236H156ZM9 236L11 237L10 238L11 241H13L12 239H15V238L18 239L21 237L20 239L23 241L24 246L18 245L19 243H17V245H16V244H13L11 242H8V243L4 242L3 240H6V239H7L6 241H10V240H8ZM29 236H31V238L28 239ZM74 236H75V238H74ZM113 236L114 237L116 236L117 238L114 240ZM3 237H4V239H3ZM25 237L27 238V240L25 239ZM60 237H61V239H60ZM123 237H126V238H123ZM130 237L133 238L132 239L133 241L131 240ZM145 237L147 240L145 239ZM37 238H40V240L39 239L37 240ZM120 238L122 241L128 238L130 242L128 240H125L126 242L125 241L122 242L120 240ZM136 238H138L139 241L138 240L136 241ZM140 238L142 241L145 239V241H143L144 243L140 240ZM35 239L37 240V242L39 241L36 244V246L38 248L35 247V245H34V243L36 241ZM73 239H75V240H73ZM150 239H153L154 241L152 242ZM155 239H157L158 241L157 240L155 241ZM159 239H161V240H159ZM31 240H33L34 243L32 242V244H31L30 243ZM60 240H62V241H60ZM148 240H150L151 242L148 243ZM26 241H29V242H26ZM111 241H113L112 242L113 244L111 243ZM134 241H136V242H134ZM68 242L73 243L74 248H72V244L71 243L69 244ZM104 242H105V240H104ZM140 242H142V243H140ZM155 242H158V243H155ZM101 243L98 242L97 244L100 245ZM115 243H118V244H115ZM29 244H31V245L29 246ZM138 244H140V245H138ZM33 245H34V247H33ZM63 245H64V247H65V245H67V247H65L66 249H64ZM132 245H135L134 246L135 248H136V246H138L137 249L133 250V252H132V249L134 247ZM26 246H28V247H26ZM46 246H47V248H46ZM102 246H103V244H102ZM53 247H55V248H53ZM139 247H142V248L140 249ZM56 248H59V249H56ZM127 248L128 249L130 248L129 250L131 252ZM144 248L147 250L144 251ZM125 249H127V251ZM18 250H20V251H18ZM139 250H141V252ZM148 250L150 252H148ZM11 251H13L14 253ZM22 251H26V252L29 251L30 253L28 252V254H27L26 252H22ZM114 251L116 252V254L114 253ZM143 251L145 253H143ZM35 252H36V255H35ZM47 252H48L49 256H48ZM68 252H71V253L68 254ZM107 252L110 254H107ZM7 253L13 259H15L16 256L17 257L20 256V257L15 259L16 261H14L13 259H11V257L10 258L8 257ZM24 253L27 254V257L29 255L30 258L29 257L27 258L26 255H25L26 258L23 257L22 254L24 255ZM56 253H59V254H56ZM113 254L115 255V257L112 256ZM142 254H144V256ZM45 255H47L48 257ZM51 255H52L53 259L51 258L50 259L51 261H50L48 258H50ZM59 255L61 257V260H59L60 262H58V260H57L59 258L58 257ZM110 255L112 258L110 257ZM123 255L126 257L124 258ZM117 256L118 257L122 256L121 257L122 259L117 258ZM54 257L56 259H54ZM108 257H110L109 260L107 259ZM21 258H25V260L24 259L22 260ZM7 259H9V261H7ZM10 260H13V261L10 262ZM104 260H106V261H104ZM128 260H130V261H128ZM22 261H23V263H22ZM27 261H28V263H27ZM87 261H89V262L87 263ZM106 262H109V263H106Z\"/></svg>",
    "mask_w": 264,
    "mask_h": 264
},
{
    "label": "bare ground",
    "instance_id": "2",
    "mask_svg": "<svg viewBox=\"0 0 264 264\" xmlns=\"http://www.w3.org/2000/svg\"><path fill=\"white\" fill-rule=\"evenodd\" d=\"M6 1H7V0H6ZM6 1H4V0H0V15H1V14H5V15H7L9 18H11V19H13V18L15 19V18H16V19H15L16 22H17V18H18V21H20V20H21V21H22V20L24 21V20H25V22H23V23H24V25H25V23L27 24V26H28V30L23 31V29H19V28H18V30H15L16 27L13 28V26H10L11 24L9 25V24H1V23H0V36H4V38H5V37L8 38L9 36H11L12 38H17L18 40H20V39H22V38H24V37H25V38H27V37H30V38L33 37V38L36 40V44H38L39 50H40V52H41V53L39 54L40 57H39V55H38V57H36V58H37V59H36V60H37V61H36L37 63H36V67H35V68H36V69L39 68V71H40V70L45 71L46 68H48V66H49L48 64H50V63H47V61L49 60L47 57H49V56H53V55H54V57H55L56 53L59 55V52H57L58 50H59L60 52L63 51V49H65V48H68V50H69V47H71V46L74 47V46H76V45L78 44V43L76 44V42L74 41V38H72L71 40H67L68 37H69V34H67V33H62L63 30H62L61 32H58L57 30H55V28H56V27L54 26L55 24L48 22L49 20L47 21V19H46L47 17L45 18L46 20H43L44 18H43L42 20H40V19L38 20L37 15L34 14L35 11H33V9L31 8V6H30V8L32 9V11L29 10V8H27L28 6L26 7L27 9L20 10V8H14L15 6L13 7V6L9 5ZM17 1H18V0H17ZM28 1H30V0H26V3H27ZM31 1H32V0H31ZM36 1H37V0L32 1V3H31V2H30V3H31L32 5H34L33 2H35V5H34V6H36ZM39 1H40V0H39ZM41 1H42V0H41ZM41 1H40V2H41ZM48 1H49V0H48ZM97 1H99V0H97ZM97 1H96V3H97ZM13 2H14V1H13ZM13 2H11V3H13ZM23 2H24V3H23ZM23 2H21V4L23 3L24 5H26V3H25L24 0H23ZM40 2H39V3H40ZM261 2H262V1H261ZM18 3H19V2H18ZM18 3L16 2L15 4L18 5ZM42 3H43V1H42ZM49 3H50V2H49ZM19 4H20V3H19ZM40 4H41V3H40ZM40 4H39V5H40ZM105 4H106V3H105ZM263 4H264V3H263ZM24 5H22V6H24ZM29 5H30V4H29ZM101 5H102V4H101ZM18 6H19V5H18ZM34 6H33V7H34ZM45 6H46V4H45ZM16 7H17V6H16ZM36 7H37V6H36ZM38 7H39V6H38ZM38 7H37V8H38ZM46 7H47V6H46ZM22 8H24V7H22ZM37 8H36V11H37ZM44 8H45V7H43L42 9H44ZM141 8H142V7H141ZM34 9H35V8H34ZM38 9H39V8H38ZM47 9H48V8H45V10H47ZM55 9H56V8H55ZM105 9H106V8H105ZM116 9H117V8H116ZM114 10H115V9H114ZM117 10H118V9H117ZM30 11H31V12H30ZM38 11H39V10H38ZM48 11H49V10H47V12H48ZM109 11H113V10H109ZM32 12H34V13H32ZM40 12L42 13V10H41ZM40 12H39V13L37 12V14H39V15L41 16V13H40ZM43 12H44V11H43ZM113 12H114V11H113ZM115 12H116V11H115ZM115 12H114V14L116 15V13H118V12H116V13H115ZM45 13H46V11H45ZM45 13H44V14H45ZM48 13H50V12H48ZM48 13H47V14H48ZM54 13H55V11L53 12V14H54ZM119 13H120V12H119ZM125 13H126V12H125ZM125 13H123V15H124ZM244 13H245V12H244ZM110 14H111V13H110ZM42 15H43V13H42ZM49 15H52V14H49ZM49 15H48V16H49ZM67 15H69V14H67ZM67 15H66V16H67ZM118 15H121V14H118ZM111 16H112V14H111ZM42 17H43V16H42ZM73 17H74V16H73ZM112 17H113V16H112ZM124 17H125V19H126V17H128V16H127V15H126V16H125V15L122 16L123 19H124ZM3 18H4V17H3ZM3 18H2V19H3ZM5 18H6V17H5ZM114 18H115V17H114ZM120 18H121V17H120ZM19 19H20V20H19ZM36 19H37V20H36ZM51 19H52V18H51ZM60 19H61V18H60ZM67 19H68V20H71V19H69V18H67ZM76 19H78V18H76ZM116 19H117V18H116ZM129 19H130V18H129ZM129 19H128V20H129ZM5 20H6V19H5ZM53 20H54V19H53ZM61 20L64 21V19H61ZM61 20H60V21H61ZM78 20H79V19H78ZM78 20H77V21H78ZM119 20H121V19H119ZM214 20H215V19H214ZM2 21L4 22V20H2ZM2 21H1V22H2ZM8 21H10V20L8 19ZM58 21H59V19H58ZM71 21H73V20H71ZM117 21H118V20H117ZM12 22H13V21H12ZM12 22H11V23H12ZM16 22H15V23H16ZM54 22H57V20H55ZM67 22H68V21H67ZM73 22H74V21H73ZM75 22H76V20H75ZM118 22L121 23V25H122V21H121V22L118 21ZM131 22H132V23H133V22L135 23V21H131ZM131 22H130L129 24H131ZM4 23H5V22H4ZM9 23H10V22H9ZM15 23L13 22V25H14ZM21 23H22V22H21ZM21 23H19V24H21ZM64 23H65V22H64ZM76 23H77V22H76ZM81 23H82V22H81ZM81 23H79V24H81ZM123 23H124V22H123ZM134 23H133V25H134ZM238 23H239V22H238ZM17 24H18V23H17ZM56 24H57V23H56ZM61 24L63 25V23H61ZM24 25L22 24V25H20V26H23V27H24ZM76 25H77V24H76ZM127 25H128V24H126V26H127ZM131 25H132V24H131ZM14 26H16V25H14ZM20 26H19V27H20ZM56 26H57V25H56ZM69 26H71V25H69ZM73 26H74L75 28L77 27V26H75V25H73ZM78 26H79V25H78ZM81 26H82V24H81ZM81 26H80V28H81ZM122 26H124V25H122ZM126 26H124V27H126ZM129 26H130V25H129ZM135 26H138V25L136 24V25H134V27H135ZM255 26H257V25H255ZM17 27H18V26H17ZM82 27H83V26H82ZM131 27H132V26H131ZM20 28H21V27H20ZM57 28H58V27H57ZM70 28H71V27H70ZM70 28H69V29H70ZM77 28H79V27H77ZM127 28H128V27H126V29H127ZM129 28H130V27H129ZM140 28H141V26H140ZM143 28H144V27H143ZM215 28H216V27H215ZM255 28H257V27H255ZM69 29H68V30H69ZM71 29H72V28H71ZM130 29H131V28H130ZM133 29L137 30L136 28H133ZM133 29H132L131 31H134ZM141 29H142V28H141ZM144 29H147V28H144ZM151 29H152V27H151ZM142 30H143V29H142ZM142 30H141V31H142ZM167 30H168V29H167ZM167 30H166V31H167ZM71 31H72V30H71ZM71 31H69V32H71ZM81 31H82V29H81ZM84 31H85V30H83V32H84ZM128 31H129V30H128ZM131 31H130V32H131ZM143 31H144V30H143ZM147 31H148V30H147ZM254 31H256V30H254ZM67 32H68V31H67ZM76 32H77V31H76ZM85 32H86V31H85ZM121 32H122V31H121ZM125 32H126V30H125ZM137 32H138V30L136 31L135 34H137ZM168 32H169V30H168ZM168 32H166V33L168 34ZM170 32H171V31H170ZM87 33H88V32H87ZM100 33H101V31H100ZM139 33H141V32H139ZM147 33H148V32H147ZM162 33H165V32H162ZM162 33H161V35H162ZM76 34H78V33H76ZM84 34H85V33H84ZM84 34H82V36H81V38H83L84 44L87 45L90 49H95V51H96V49H97V45H96V44H97V43L94 44L90 39L85 38V37L83 36ZM125 34L127 35V33H125ZM132 34H134V33H132ZM169 34H170V33H169ZM79 35H81V34H79ZM137 35H138V34H137ZM158 35H159V33H158ZM172 35H173V33H172ZM174 35L176 36L175 33H174ZM177 35H178V34H177ZM180 35H181V33H180ZM85 36H87V35H85ZM101 36H102V35H101ZM111 36H112V35H111ZM113 36L115 37V35H113ZM120 36H121V35H120ZM133 36H135V35H133ZM141 36H142V35H141ZM143 36H144V35H143ZM147 36H148V35H147ZM147 36H145V37H147ZM165 36H167V35H165ZM165 36H164V37H165ZM178 36H179V35H178ZM181 36H182V35H181ZM70 37H73V35H70ZM75 37H76V36H75ZM114 37H113V38H114ZM130 37H131V35H130ZM137 37H138V36H137ZM164 37H163V38H164ZM170 37H172V36H170ZM176 37H177V36H176ZM176 37H175V38H176ZM194 37H195V36H193V39H195ZM198 37H199V36H198ZM198 37L196 36V38H198ZM9 38H10V37H9ZM9 38H8V39H9ZM12 38H11V40H12ZM79 38H80V37H78V39H79ZM89 38H91V37H89ZM153 38H154V37H153ZM158 38H159V37H158ZM165 38H166V37H165ZM177 38H178V37H177ZM177 38H176V39H177ZM183 38H184V36H183ZM183 38H182V39H183ZM5 39H6V38H5ZM31 39H32V38H31ZM76 39H77V38H76ZM94 39H95V40H94ZM94 39H93V40L96 42L97 38H94ZM121 39H122V40H121ZM121 39H120V41L118 40V41H119V44L123 45L122 47L126 46L124 42H128V40L125 41V40L123 39V36H122ZM167 39H169V38H167ZM170 39H171V38H170ZM179 39H180V38H179ZM182 39H180V40H182ZM202 39H203V38H202ZM2 40H3V39H2ZM2 40H1V41H2ZM13 40H15V39H13ZM13 40H12V41H13ZM28 40H29V39H27V41H28ZM105 40H106V39H105ZM184 40L187 41L186 38H184ZM197 40H198V39H197ZM200 40H201V39H200ZM108 41H109V39H108ZM115 41H116V40H115V38H114V42H115ZM118 41H117V42H118ZM131 41H132V40H131ZM133 41H134V39H133ZM142 41H143V40H142ZM7 42H8V41H7ZM7 42H5V43H7ZM15 42H16V41H15ZM15 42H14V44H15ZM122 42H123V43H122ZM143 42H144V41H143ZM147 42H148V41H147ZM147 42H146V43H147ZM156 42H158V41H156ZM159 42H160V41H159ZM159 42H158V43H159ZM170 42H171V41H170ZM188 42H189V40H188ZM194 42H195V40H194ZM29 43H30V42H29ZM31 43H32V42H31ZM106 43H107V42H106ZM108 43H109V42H108ZM135 43H136V42L134 41L133 44H135ZM137 43H138V42H137ZM139 43H140V42H139ZM148 43H149V44H148ZM148 43H147V44H148L147 46H149V45L152 43V41H151V43H150V42H148ZM160 43H161V42H160ZM180 43H183V41L180 42ZM180 43H179V44H180ZM197 43H198V42H197ZM0 44L3 45V42L0 43ZM14 44H13V45H14ZM21 44H22V43H21ZM21 44H20V45H21ZM24 44H25V43H24ZM99 44H100V42H99ZM117 44H118V43H117ZM129 44H131V42H130ZM129 44H127V46H128ZM140 44H142V43H140ZM161 44H162V43H161ZM161 44H160V45H161ZM163 44H164V43H163ZM163 44H162V45H163ZM168 44H169V43H167V45H168ZM171 44H172V43H171ZM183 44H184V43H183ZM78 45H79V44H78ZM105 45H106V44H105ZM156 45H157V44H156ZM160 45H159V46H160ZM162 45H161V46H162ZM184 45H185V44H184ZM188 45H189V44H188ZM188 45H187V46H188ZM196 45H197V44H195V45H193V46H196ZM26 46L28 47V45H26ZM30 46H31V45H30ZM80 46H82V45H79V47H78V46H76V47H77V48H80ZM133 46H134V45H133ZM135 46H136V45H135ZM141 46H142L143 48L145 47V46H143V45H141ZM153 46H155V45H153ZM157 46H158V45H157ZM159 46H158V47H159ZM161 46H160V47H161ZM165 46H166V45H165ZM165 46H164V47H165ZM169 46H170V45H169ZM179 46H180V45H179ZM189 46H192V45L190 44ZM189 46H188V50H189ZM193 46H192L191 49H193V53H194V52H195L194 49H196V47L193 48ZM1 47L4 48V46H1ZM82 47H83V46H82ZM82 47H81V48H82ZM117 47L119 48V46H117ZM150 47H151V46H150ZM164 47L162 46L161 48H163V50H164ZM166 47H167V46H166ZM172 47H173V46H172ZM13 48H14V46H13ZM17 48H18V47H17ZM17 48L15 47V49H17ZM83 48H84V47H83ZM101 48H102V47H101ZM127 48H129V47H127ZM138 48H139V47H138ZM143 48H142V52L144 51ZM151 48L153 49V47H151ZM170 48H171V46H170ZM174 48H175V46H174ZM177 48H178V45H177ZM180 48H181V47H180ZM197 48H198V47H197ZM0 49H1V48H0ZM6 49H7V46H6ZM9 49H10V48H9ZM15 49H14V50H15ZM22 49H23V48H22ZM31 49H32V48H30L29 51H30ZM75 49H76V48H75ZM75 49H74V50H75ZM84 49H85V48H84ZM84 49H82V50H84ZM104 49H105V48H104ZM104 49H102V50H104ZM115 49H116V48H115ZM115 49H113V50H115ZM130 49H131V45H130ZM154 49L156 50V48H154ZM154 49H153V50H154ZM3 50H4V49H3ZM7 50H8V49H7ZM66 50H67V49H65V51H66ZM71 50H72V49H71ZM79 50H80V49H79ZM79 50H78V52H79ZM82 50H80L79 55L82 53V52H81ZM106 50H107V49H106ZM110 50H111V49H110ZM120 50H121V49H120ZM120 50H119V51H120ZM122 50H123V48H122ZM140 50H141V48H140ZM163 50H162V51H163ZM166 50H168V49L166 48ZM170 50H171V49H170ZM181 50H183V48H182ZM186 50H187V49H186ZM9 51H10V50H8L7 52H9ZM23 51H24V53L22 52V54H25V53H26L25 50H23ZM26 51H28V50L26 49ZM35 51H36V50H34V52H35ZM75 51H77V49H76ZM75 51H73L74 54H75ZM116 51H117V50H116ZM131 51L133 52L132 49H131ZM135 51H136V49H135ZM158 51H161L160 48H159ZM164 51H165V50H164ZM190 51H192V50H190ZM190 51H189V53H190ZM196 51H197V50H196ZM237 51H238V50H237ZM1 52H2V49H1ZM1 52H0V53H1ZM12 52H13V51H11V53H12ZM63 52H64V51H63ZM63 52H62V53H63ZM67 52H68V51H67ZM84 52H85V51H84ZM120 52H121V51H120ZM120 52H119V53H120ZM126 52H127V51L125 50V53H126ZM177 52H178V51H177ZM27 53H30V52H27ZM62 53H61V54H62ZM64 53H65V52H64ZM71 53H72V51H71ZM71 53H70V55H73V54H71ZM92 53H93V51H92ZM92 53L90 52L89 54L92 55ZM97 53H99V51H98ZM112 53H113V52H112ZM112 53H111V54H112ZM125 53H124V54H125ZM128 53H129V50H128ZM130 53H131V52H130ZM135 53H136V52H135ZM137 53H138V52H137ZM139 53H140V52H139ZM182 53H183V52H182ZM187 53H188V52H187ZM7 54H9V53H7ZM13 54H14V52H13ZM22 54H21V55H22ZM33 54H34V53H33ZM67 54H68V53H67ZM94 54H95V53H94ZM105 54H106V53L104 52V55H105ZM131 54H132V53H131ZM0 55H1V54H0ZM11 55H12V54H11ZM11 55L9 54V56H11ZM30 55H31V54H30ZM58 55H56V56H58ZM62 55H63V54H62ZM65 55H66V54H65ZM100 55H101V54H100ZM100 55H99V56H100ZM118 55H119V54H118ZM125 55L128 56V55H130V54H125ZM134 55H136V54H134ZM16 56H17V54H16ZM24 56L26 57V55H22L21 58L24 57ZM74 56H75V55H74ZM82 56H83V53H82ZM96 56H98V55H96ZM194 56H195V54H194ZM68 57H69V55H68ZM68 57H67V58H68ZM70 57H71V56H70ZM86 57H87V56H86ZM86 57H85V58H86ZM92 57H93V55H92ZM92 57H91V58H92ZM100 57L102 58V55H101ZM210 57H211V56H210ZM2 58L4 59L5 57H2ZM8 58H9V60H11V57H8ZM61 58H62V57H61ZM71 58H73V57H71ZM87 58H88V57H87ZM87 58H86V59H87ZM119 58H121V56H120ZM124 58H125V57H124ZM124 58H121V59H123L122 61H124ZM189 58L191 59L192 56H190ZM189 58H188V59H189ZM194 58H195V57H194ZM214 58H215V56H214ZM217 58H219V57H217ZM217 58H215V60H217ZM246 58H247V56H246ZM6 59H7V58H6ZM6 59H5V60H6ZM23 59H24V58H23ZM74 59H76V58L74 57ZM74 59H72V62L74 61ZM88 59H89V58H88ZM93 59H94V58H93ZM93 59H91V60H93ZM97 59L99 60V57H98ZM97 59H96V60H97ZM117 59H118V58H117ZM192 59H193V58H192ZM206 59H209V58H206ZM227 59H228V58H227ZM243 59H244V58H243ZM7 60H8V59H7ZM9 60H8V61H9ZM15 60H16V59H15ZM28 60H31V57H30V59H28ZM76 60H80L79 56H78V59H76ZM81 60H82V58H81ZM91 60H88V62H90ZM100 60H101V59H100ZM100 60H99V61H100ZM126 60H127V57H126ZM193 60H196V59H193ZM193 60H192V61H193ZM212 60H213V59H212ZM222 60H223V59H222ZM1 61H2V60H1ZM1 61H0V62H1ZM3 61H4V60H3ZM3 61H2V62H3ZM11 61H12V60H11ZM16 61L19 62L20 60H16ZM34 61H35V59H34ZM34 61H31V62L33 63ZM84 61H85V60H84ZM86 61H87V60H86ZM99 61H98V62H99ZM103 61H104V60H103ZM111 61H112V60H111ZM116 61H117V60H116ZM119 61H120V60H119ZM127 61H128V60H127ZM133 61H134V60H133ZM133 61H132V62H133ZM190 61H191V60H190ZM190 61L188 60V61H186V62H190ZM206 61H207V60H206ZM229 61H230V60H229ZM4 62H5V61H4ZM4 62H3V64H4ZM18 62H17V64H18ZM27 62L30 63L29 61H27ZM55 62H56V61H55ZM82 62H83V61H82ZM93 62H94V60H93ZM93 62H91V63H93ZM98 62H97V65L100 64V62H99V63H98ZM106 62H107V61H106ZM114 62H115V61H114ZM134 62H135V61H134ZM146 62H147V61H146ZM146 62H145V63H146ZM195 62H196V61H195ZM204 62H205V61H203V64H205ZM207 62H208V61H207ZM235 62H236V64H237V62L239 63V61H235ZM235 62L233 61L234 64H235ZM14 63H15V62H14ZM24 63H25V60H24ZM66 63H67V62H66ZM86 63H87V62L84 63V66H83V67H85V68H84V71L87 73L86 70H87V68H88L89 65H88V66H85ZM91 63H90V64H91ZM135 63H136V62H135ZM135 63H134V64H135ZM137 63H138V62H137ZM137 63H136V66L138 65ZM149 63H150V62H149ZM149 63H148V67L145 66V65H141V66L138 65L139 67H136V66H135V68H134V66L132 65L133 68H130V67H128V66L130 65V64H129V61H128V63L126 62V65L129 64L128 66H126L127 69L121 71V69L118 70V69H119V68H118L117 70L120 71V72H108V71H107V72H108V75L106 74V75H104V77H103V75L101 76L102 71H101V70L98 71L99 69H98V70L96 69V66H97V65H96V63H94V64L96 65V66L94 65V66H95V67H94V68H95V71L97 70L96 72L94 71L96 74L94 73V75L92 74V75H88V76H91V77L93 76L95 79H97V80L95 81L96 84H97V86H98V87H96V91H98V93L100 94V96H103L104 99L108 100L109 97H108L107 94H108V93H111V92L114 93V92H115V91H114V90H115L114 87H115L116 85H118V84H123V85H124V82H119V83L116 82V80H117L118 78L124 76L125 74H129V73H131V72H133V71H137V70H139V69H141V68H143V69H148V71L150 70V71L152 72L153 70L149 68V67H150ZM201 63H202V62H200V64H201ZM219 63H220V62H219ZM3 64H1V65H3ZM11 64H12V62H11ZM17 64H16V65H17ZM30 64H31V63H30ZM58 64H60V62H59ZM62 64H63V63H62ZM80 64H82V63H80ZM80 64H79V62H78V65H80ZM103 64H104V63H103ZM103 64L101 63L102 66H106V65H103ZM132 64H133V63H132ZM193 64L195 65L194 62H193ZM208 64H210V61H209ZM211 64H212V66H213V63H211ZM214 64H215V66L219 67V65L217 64V62L214 63ZM221 64L223 65V62H222ZM236 64H235V66H236ZM7 65H9V62H8ZM20 65H21V64H20ZM22 65H23V63H22ZM31 65H32V64H31ZM31 65H30V66H31ZM46 65H47V66H46ZM54 65H55V64H54ZM66 65H67V64H66ZM101 65H100V66H101ZM191 65H192V64H191ZM198 65H199V63H198ZM198 65H197V66H198ZM237 65H238V64H237ZM239 65H240V64H239ZM243 65H244V64H243ZM9 66H10V65H9ZM55 66H56V65H55ZM61 66H62V65H61ZM92 66H93V65H92ZM107 66H108V65H107ZM130 66H131V65H130ZM201 66H202V65H201ZM201 66H200V67H201ZM203 66H204V65H203ZM203 66H202V67H203ZM215 66H214V68H213V70H212V72H211L212 74H214L213 71H214L215 68H216ZM240 66H241V65H240ZM240 66H238V67H240ZM244 66H245V65H244ZM4 67H5V66H4ZM59 67H60V66H59ZM59 67H58V66H57V68L54 67L55 69L52 68L51 71H55V73H58V72H59V73H61V76H63V77H72V78L75 77V78L78 80V82L83 83V84H84L85 82L88 81V78H89V77L85 76V75H86L85 72H84L85 75H83V74L81 73V72H82L81 70H82L83 67L80 68V69H81V70H80L81 72L77 70L78 73H71V72H70L71 69H70L69 67H67V69L69 68L70 70H67L66 67H64V66H62V68H65V69H59ZM86 67H87V68H86ZM90 67H91V66H90ZM90 67H89V68H90ZM109 67H110V66H109ZM155 67H156V66H155ZM195 67H196V66H195ZM204 67H205V66H204ZM238 67L236 66V68H238ZM8 68H9V67H8ZM28 68H29V66H28ZM30 68H31V67H30ZM33 68H34V67H33ZM151 68H152V67H151ZM197 68L200 69L199 67H197ZM197 68H196V69H197ZM205 68H207V67H205ZM234 68H235V67H234ZM245 68H246V67H245ZM58 69H59V70H58ZM76 69H77V68H76ZM85 69H86V70H85ZM100 69H101V67H100ZM156 69H157V68H156ZM156 69H154V71H156ZM191 69H192V68H191ZM211 69H212V68H211ZM216 69H218V68H216ZM239 69H240V68H239ZM34 70H35V69H34ZM90 70H91V69H90ZM115 70H116V69H115ZM117 70H116V71H117ZM158 70H159V67H158ZM162 70H163V69H162ZM39 71H38V72H39ZM51 71H50V72H51ZM74 71H75V70H74ZM164 71H165V70H164ZM14 72H15V71H14ZM22 72H23V71H22ZM48 72H49V71H48ZM75 72H76V71H75ZM92 72H93V71H92ZM97 72H98V73H97ZM107 72H106V73H107ZM159 72H160V71H159ZM215 72L218 73L217 71H215ZM26 73L28 74V73H31V72L26 70ZM34 73H36V71H35ZM208 73H209V72H208ZM17 74H21V72H20V73H17ZM22 74H23V73H22ZM24 74H25V73H24ZM88 74H89V72H88ZM146 74H147V73H146ZM209 74H210V73H209ZM218 74H219V73H218ZM222 74H223V73H222ZM247 74H248V72H247ZM250 74H251V75H250V76L248 75V76H249L250 79L252 80L251 76H253L254 74H252V73H250ZM143 75H145V74H143ZM214 75H215V74H214ZM219 75H220V74H219ZM240 75H241V74H240ZM243 75H245V74H243ZM243 75H241V76L243 77ZM216 76H217V75H216ZM216 76H215V77H216ZM246 76H247V75H246ZM246 76H244V78H246ZM101 77H102V78H101ZM149 77H153V78H154L155 76H150V75H149V76H148V75H147V76H144V78H146V80L150 79ZM159 77H161V76H159ZM159 77H155V79H156V78H159ZM174 77H175V76H174ZM185 77H187V76H185ZM190 77H191L192 79L195 78V77H192V76H190ZM140 78H141V81H143V80H142L143 76H141V75H139V76H135L134 78H131V79L139 80ZM147 78H148V79H147ZM200 78H202V77H200ZM217 78H218V77H217ZM221 78H222V77H221ZM221 78H220V79H221ZM223 78H225V77H223ZM226 78H227V77H226ZM230 78H232V77H230ZM65 79H67V78H65ZM126 79H128V78H126ZM165 79H166V78H165ZM171 79H172V77H171ZM188 79H189V77H188ZM188 79L185 78L184 80L187 82ZM202 79L204 80V78H202ZM205 79H206V78H205ZM211 79H213V78H211ZM211 79H210V80H211ZM218 79H219V78H218ZM218 79H217V80H218ZM240 79H243V78H240ZM21 80H22V79H21ZM24 80H25V81H28V80H26V79H24ZM30 80H31V79H30ZM58 80H59V79H58ZM122 80H123V79H122ZM129 80H130V77H129ZM134 80H133V81H134ZM151 80H152V79H150V81H151ZM153 80H154V79H153ZM179 80H181V79H179ZM182 80H183V77H182ZM189 80H190V81H188L189 84H190V82L194 81V80L191 81V79H189ZM206 80H207V79H206ZM215 80H216V79H214V82H215V85H216V81H215ZM223 80H224V79H223ZM228 80H229V78H228ZM232 80H233V79H232ZM236 80H237V79H236ZM56 81H57V80H56ZM60 81H61V80H60ZM60 81H59V82H60ZM66 81H67V80H66ZM72 81H73V80H72ZM156 81H158V80L156 79ZM156 81H155V82H156ZM159 81H160V80H159ZM204 81H205V80H204ZM221 81H222V80H221ZM230 81H231V80H230ZM230 81H229V82L227 81V83L230 84ZM21 82H22V81H21ZM45 82H46V81H45ZM47 82H48V81H47ZM61 82H62V81H61ZM75 82H76V81H75ZM75 82L73 81V85H72L71 82H70L71 86H74V83H75ZM78 82H77V84H75V85H76V87L79 88V85H81V84L78 85ZM137 82H140V80L137 81ZM137 82L135 81L136 84H138ZM145 82H146V81H145ZM153 82H154V81H153ZM153 82H151V83H153ZM155 82H154V84H155ZM162 82H164V81L162 80ZM172 82H174V81L172 80ZM188 82H187V85H189ZM202 82H203V81H201V83H202ZM224 82H225V81H224ZM27 83H28V82H27ZM38 83H40V82H38ZM41 83H42V82H41ZM53 83H54V82H53ZM67 83H69V81H68ZM131 83H132V82H131ZM159 83H160V82H159ZM174 83H175V82H174ZM174 83H172V84H174ZM180 83H183V81H182V82L180 81ZM194 83H195V81L192 83V85H193ZM199 83H200V82H199V78H198V82H196V86H197V84H199ZM203 83H204V82H203ZM211 83H212V86H211V87H212V88L215 87V86H213V82H211ZM219 83H220V82H218V85H219ZM227 83H222V85L225 87L224 84H227ZM234 83H235V81H234ZM253 83H254V82H253ZM253 83H251V84H252V87H255V85L253 86ZM28 84H29V83H28ZM42 84H43V83H42ZM54 84H56V83H54ZM63 84H64V83H63ZM70 84H68V85H70ZM143 84H144V82H143ZM143 84H142V85H143ZM149 84H150V82H149ZM164 84H165V83H163V85H164ZM170 84H171V83H170ZM170 84H168V88H169ZM206 84H207V83H206ZM220 84H221V83H220ZM0 85H1V84H0ZM29 85H30V84H29ZM33 85H34V82H33V84H32V87H33ZM125 85L129 86V84H126V82H125ZM151 85H153V84H151ZM151 85H149V86H150V87H154V86H151ZM163 85H162V86H163ZM182 85H183V84H182ZM187 85H186V86H187ZM190 85H191V84H190ZM190 85L187 86V88H189ZM192 85H191V90H194V91H197V92H198L197 89L195 90V89L192 88V87H193ZM201 85H202V84H201ZM201 85H200V86H201ZM203 85H204V84H203ZM203 85H202V87L204 88ZM210 85H211V84H210ZM218 85H216V86H218ZM234 85H235V84H234ZM234 85H233V86H234ZM71 86H70V88H71ZM120 86H122V85H120ZM134 86H135V85H134ZM139 86H141V85H139ZM180 86H181V84H180ZM186 86H185V87H186ZM198 86H199V85H198ZM205 86H206V85H205ZM220 86H221V85H220ZM226 86H227V85H226ZM235 86H236V85H235ZM28 87H29V86H28ZM34 87H35V86H34ZM34 87H33V88H34ZM87 87H89L91 90L94 89V86H87ZM124 87H125V86H124ZM141 87H142V86H141ZM171 87L173 88V87H175V86H174V85H171ZM171 87H170V88H171ZM185 87H184V88H185ZM207 87H210L209 84H208V86H206V88H207ZM236 87H237V86H236ZM257 87H258V86H257ZM30 88H31V86H30ZM65 88H68V87H65ZM78 88H76V89H77L76 91H78ZM83 88H84V87H83ZM113 88H114V89H113ZM125 88H126V89L122 91V94H121V95L119 94V96L122 97V98H124V99H132V100H133V99H135V98H142V97L145 96V93H146V92L143 91V90H145L144 88H143V90L140 89V88H139V89H138V88H131L130 86H129V87H125ZM145 88H146V87H145ZM184 88L182 87V89H184ZM206 88H205V95L208 94V93H210V96H211V95H212V97L216 96V97H214L215 100L211 97V99L214 100V101H212V102H213V103H216V104L219 103V102H216V100H217L216 98L219 97V96H218L219 93H220L219 91L224 92V90H223L224 88L222 89V86H221V88L218 86L217 89L215 88L217 91L214 89V91H212V92H211V90H210V89H212V88H209V89H208V88L206 89ZM225 88L227 89V87H225ZM250 88H251V86H250ZM61 89H62V87H61ZM79 89H80V88H79ZM116 89H117V88H116ZM119 89H122V88H119ZM180 89H181V88H179V92L181 91ZM189 89H190V88H189ZM189 89H187V90H185V91H183V92H184V93H185V92L188 93V90H189ZM226 89H225V90H226ZM240 89H241V87H240ZM255 89H256V88H255ZM72 90H73V89H72ZM81 90H82V89H81ZM84 90H85V89H84ZM163 90H164V89H163ZM165 90H166V89H165ZM169 90L172 91V89H169ZM174 90H175V88H174ZM174 90H173V92H174L173 95H174L175 93L178 94V91L175 92ZM222 90H223V91H222ZM227 90H228V89H227ZM227 90H226L224 93H220V95H221V94H225V93L227 92ZM235 90H236V89H235ZM145 91H146V90H145ZM167 91H168V89H167ZM203 91H204V90H203ZM231 91H232V89H231ZM241 91H242V90H240V92H241ZM251 91H252V90H251ZM254 91L256 92L257 90H254ZM89 92H90V91H89ZM197 92H194V93H197ZM201 92H202V88L199 87V93H200V95H203V93H201ZM237 92H238V90H237ZM257 92H258V91H257ZM75 93H76V92H75ZM91 93H94V92L91 91ZM147 93H148V92H147ZM228 93H231V92H230V91L227 92V98H228ZM232 93H233V92H232ZM232 93H231V94H232ZM235 93H236V91H235ZM77 94H78V93H77ZM79 94H80V93H79ZM160 94H161V93H160ZM162 94H163V93H162ZM171 94H172V93H171ZM179 94H180V96H181V93H179ZM182 94H183V93H182ZM189 94H191V92L187 94V97L189 96ZM231 94H229V95H231ZM236 94H238V93H236ZM239 94H240V93H239ZM146 95H147V94H146ZM198 95H199V94L197 93V96H198ZM200 95H199V96H200ZM53 96H54V95H53ZM76 96H77V95H76ZM164 96H165V95H164ZM164 96H163V97H164ZM192 96H193V94H192ZM217 96H218V97H217ZM236 96H237V95H236ZM239 96H241V98H242V95H239ZM239 96H237V97H239ZM250 96H252V95H249V98H250ZM81 97H82V96H81ZM81 97H77V98H81ZM83 97H84V96H83ZM89 97H90V96L87 95V96L85 97V99H87V98H89ZM94 97H95V96H94ZM181 97H182V96H181ZM184 97H186V96H184ZM49 98H50V97H49ZM98 98H99V96H98ZM196 98H197V99H196ZM209 98H210V97H206V96H200L199 98H198V97H195V99L198 100V102L201 103L203 106H210V105H213L211 102H209ZM229 98H230L229 100L226 99L225 101H227V100H228V101L233 100L231 97H229ZM239 98H240V97H239ZM239 98H237V99H239ZM254 98H255V97H254ZM54 99H55V97H54ZM99 99H100V98H99ZM160 99H162V98H160ZM165 99H167V97H165ZM185 99H186V98H185ZM188 99H190V100L192 101V98H188ZM193 99H194V97H193ZM246 99H247V98L245 97V101H246ZM49 100H50V99H49ZM100 100H101V99H100ZM172 100H173V99H172ZM182 100H183V99H182ZM186 100H187V99H186ZM219 100H220V99H219ZM234 100H235V98H234ZM250 100H252V99H250ZM165 101H167V100H165ZM217 101H218V100H217ZM242 101H243V100H242ZM253 101H255V100H253ZM257 101H258V100H257ZM1 102H2V101H1ZM79 102H81V99H80ZM100 102H101V101H100ZM187 102H188V101H187ZM189 102H190V101H189ZM194 102H197V101H194ZM230 102H231V101H230ZM239 102H240V101H239ZM239 102H238V103H239ZM243 102H244V101H243ZM86 103H87V102H86ZM88 103H89V101H88ZM107 103H108V101H107ZM199 103H198V104H199ZM231 103H232V102H231ZM234 103H235V102H234ZM250 103L252 104V102H250ZM4 104H5V103H4ZM4 104H2V106H3ZM82 104H84V103H82ZM82 104H81L80 107H82ZM99 104H100V103H99ZM99 104H97V105H99ZM110 104H111V103H109V105H110ZM195 104H196V103H195ZM226 104H227V102H226ZM229 104H230V103H229ZM229 104H228V105H229ZM235 104H236V103H235ZM88 105H89V104H88ZM190 105H191V104H190ZM230 105H231V104H230ZM248 105H249V104H248ZM2 106H1V108H3ZM34 106H35V105H34ZM85 106H86V105H85ZM112 106H113V105H112ZM192 106H194V103L192 104ZM192 106H191L192 110H189V111H188V109L190 108V106H188V107H189L188 109H184V110H185V111L187 110V111H186V112H187L186 114H187V116H189V119H190L191 121H193V122L200 120V123H204V122H207V123H208V122H215V121L223 122V121L225 120L224 115H226V114L224 113V115H222L223 112H224V110L221 111V108H222V107L219 108V109H220L219 111H221V113H222V114L220 115V114H218L217 112H209V110L206 112V110H205V108H204L203 106H202L201 108L204 110V111H203V110H202V111L205 112V113H200V114H199L200 111H197V110H196L198 106H197V107H196V106H195V107H192ZM234 106H235V105H234ZM259 106H261V105H259ZM36 107H37V106H36ZM101 107H102V106H101ZM109 107H110V106H109ZM228 107H229V106H227V108H228ZM231 107H232V106H231ZM231 107H230L229 109H231ZM250 107H251V106H250ZM262 107H263V106H262ZM19 108H20V107H19ZM76 108H77V106H76ZM88 108H89V107H88ZM171 108H172V107H171ZM177 108H178V107H177ZM177 108H176L175 106H173V109H177ZM207 108H208V107H207ZM207 108H206V109H207ZM233 108H234V107H233ZM256 108H257V104H256ZM33 109H35V108H33ZM77 109H79V108H77ZM89 109H91V108H89ZM107 109H108V108H107ZM109 109L111 110V108H109ZM109 109H108V111H109ZM123 109L125 110L124 112L127 111L126 108H123ZM240 109H241V108L239 107V110H240ZM243 109H244V108H243ZM243 109H242V110H243ZM262 109H263V108H262ZM1 110L3 111V109H1ZM36 110H37V109H36ZM41 110H42V109H41ZM93 110H94V109H93ZM116 110H117V109H116ZM217 110H218V109H217ZM233 110H234V109H233ZM253 110H254V109H253ZM2 111H1V112H2ZM31 111H33V110H31ZM39 111H40V110H39ZM99 111H100V110H99ZM103 111H105V110H103ZM108 111H107V112H108ZM202 111H201V112H202ZM227 111H228V110H227ZM230 111H231V110H229V112H230ZM256 111H257V110H256ZM36 112H37V111H36ZM36 112H34V113H36ZM107 112H106V113H107ZM109 112H110V111H109ZM109 112H108V114H109ZM232 112H233V111H231V113H232ZM235 112H238V111H235ZM235 112H234V113H235ZM244 112H245V111H244ZM254 112H255V111H254ZM97 113H98V112H97ZM104 113H105V112H104ZM126 113H127V112H126ZM231 113H230V115H231ZM257 113H258V111H257ZM29 114H30V113H29ZM29 114H28V115H29ZM37 114L40 115L39 113H37ZM114 114H115V113H114ZM114 114H112V116H113ZM232 114H233V113H232ZM247 114H248V112H247ZM100 115H101V114H100ZM115 115H116V114H115ZM123 115H125V114H123ZM127 115H128V114H127ZM227 115H228V113H227ZM236 115H237V114H236ZM104 116H105V115H104ZM110 116H111V115H110ZM110 116H109V118H111V120H113L112 117H110ZM161 116H162V115H161ZM228 116H229V115H228ZM228 116H226V117H228ZM233 116H234V115H233ZM30 117H31V115H30ZM39 117H40V116H39ZM39 117H37L36 114H35V117H34V118L37 119V118H39ZM117 117H118V114H117ZM117 117H116V118H117ZM123 117H124V116H123ZM129 117H130V116H129ZM129 117H128V118H129ZM164 117H165V116H164ZM246 117H247V116H245L244 118H246ZM257 117H258V116H257ZM25 118H27V117H25ZM113 118H114V120H117V119H115L114 116H113ZM126 118H127V117H126V115H125V119H126ZM130 118H131V117H130ZM134 118H135V117H134ZM158 118H160V117L158 116ZM166 118H167V117H166ZM248 118H249V117H248ZM28 119H29V118H28ZM28 119H27V120H28ZM31 119H32V118H31ZM36 119L34 120V125L37 124V120H36ZM135 119L137 120L138 118H135ZM156 119H157V118H156ZM163 119H164V118H163ZM174 119H175V118H174ZM174 119H173V120H174ZM235 119L240 120V119H238V117L235 118ZM235 119H234V120H235ZM242 119H243V118H242ZM106 120H107V119H106ZM123 120H124V118H123ZM128 120H129V119H128ZM131 120H133V119H131ZM136 120H135V121H136ZM157 120H161V119H157ZM166 120H168V118H167ZM177 120H179V119H177ZM229 120H230V118H229ZM229 120H228V121H229ZM234 120H232V121L230 120V121L233 122ZM249 120H250V119H249ZM249 120L247 121V123L249 122ZM38 121H40V120H38ZM62 121H63V120H62ZM109 121H110V120H109ZM109 121H108V122H109ZM117 121H119V120H117ZM125 121H126V120H125ZM125 121H124V122H125ZM145 121H146V120H145ZM155 121H156V120H155ZM161 121H164V123H166V124L163 123L165 126H166V125L168 126L167 123L170 122V121H165V119H164V120H161ZM180 121H183V122L178 123V122H179V121H178L177 123L179 124V126H180V124L186 123V122H185L186 120H181V119H180ZM228 121H227V122H228ZM245 121H246V120H244V124L246 123ZM20 122H21V121H20ZM28 122H30V121L28 120ZM31 122H33V121L31 120ZM41 122H42V121H41ZM48 122H49V121H48ZM101 122H102V121H101ZM105 122H106V121H105ZM108 122H107V123H108ZM110 122H112V121H110ZM110 122H109V123H110ZM124 122H123V123H124ZM126 122H127V121H126ZM227 122H226V123H227ZM234 122H235V121H234ZM234 122H233V123H234ZM22 123H24V120H23ZM26 123H27V122H26ZM109 123H108V124H109ZM121 123H122V122H121ZM123 123L121 124V127H120L119 125H116V126H115V128H116L117 126H119V130H120L119 134L121 133V130H122V129H120V128H122ZM134 123H135V122H134ZM134 123H133V124H134ZM156 123H157V121H156ZM160 123H162V122H160ZM173 123H174V122H173ZM235 123H236V122H235ZM241 123H242V121H241ZM241 123H240V124H241ZM251 123H252V122H251ZM42 124H43V123H42ZM116 124H117V123H116ZM118 124H120V123L118 122ZM128 124H130V122H129ZM131 124H132V121H131ZM131 124H130V126L133 128L134 125H131ZM135 124H138V123H135ZM143 124H145V122H143ZM163 124L161 125L162 127H163ZM186 124H188V123H186ZM198 124H199V123H197L196 125H198ZM242 124H243V123H242ZM249 124H250V123H249ZM27 125H29V124H27ZM34 125L32 124V126H34ZM39 125H40V124H39ZM48 125H49V124H48ZM141 125H142V124H141ZM141 125H140V126H141ZM158 125H159V124H158ZM172 125H173V124H172ZM190 125H191V124H190ZM192 125H193V124H192ZM246 125H247V124H246ZM252 125H253V124H252ZM36 126H37V125H36ZM40 126H41V125H40ZM40 126H39V127H40ZM123 126H124V125H123ZM136 126H137V125H136ZM142 126H143V125H142ZM142 126H141L140 128H139V126H138V128H139V132H141L140 130L142 129ZM159 126H160V125H159ZM165 126H164L163 128H165ZM170 126H171V125H170ZM184 126H185V125H184ZM188 126H189V125H188ZM237 126H238V124H237ZM239 126H241V125H239ZM41 127H42V126H41ZM56 127H57V126H56ZM109 127H111V123H110V126H109ZM113 127H114V126H113ZM126 127H127V125H126ZM126 127L123 128L125 131L122 130L124 133H125V132L127 133V131H130V129H132V128H130V127L128 126V128H130V129L127 130ZM144 127H146V124H145ZM144 127H143V130H145ZM147 127H148V125H147ZM156 127H157V126H156ZM177 127H178V126H176V128H177ZM193 127L196 128V127H199V126H195V125H193ZM201 127H202V126H201ZM246 127H248V126H246ZM42 128L44 129V127H42ZM42 128H41V129H42ZM111 128H112V127H111ZM115 128H114V129H115ZM134 128H135V127H134ZM138 128H137V129H138ZM157 128H158V127H157ZM168 128H169V127H168ZM178 128H179V127H178ZM178 128H177V129H178ZM182 128H183V125H182ZM186 128H188V127H186ZM195 128L192 129L193 132L196 130ZM204 128H205V127H204ZM206 128H207V127H206ZM213 128H215V127H213ZM225 128H226V127H225ZM161 129H162V128H161ZM166 129H167V128H166ZM171 129H172V131L174 130V128H170V132H171ZM197 129H198V128H197ZM199 129H200V128H199ZM208 129H209V128H208ZM210 129L213 130L212 127H211ZM116 130H117V129H116ZM116 130H113V131H115L113 134L116 133ZM119 130H117V131H119ZM132 130H134V129H132ZM132 130H131V131H132ZM146 130H148V128H147ZM146 130H145V131H146ZM159 130H160V129H159ZM175 130H176V129H175ZM186 130L189 132V128L186 129ZM192 130H191V131H192ZM201 130H203V127L201 128ZM201 130H200V131H201ZM204 130H205V129H204ZM211 130H209V131L211 132ZM214 130H218V132H219V129H214ZM220 130H221V129H220ZM131 131L128 132V133H131ZM178 131H180V130H176V132H178ZM183 131H185V129H184V130L181 129V132H183ZM187 131H185V132H187ZM191 131H190V135H189V133H188L189 137H190V136H193V134L191 133ZM206 131H207V130H206ZM224 131H226V130H224ZM224 131L221 130V132H223V134H224ZM235 131H236V130H235ZM132 132H134V131H132ZM139 132H137V133H139ZM170 132H169V133H170ZM174 132H175V131H174ZM174 132H173V133H174ZM185 132H183V133H185ZM201 132H205V131H201ZM216 132H217V131H216ZM229 132H230V134H231L230 137L232 136V133L235 134L234 132H232V133H231V131H229ZM87 133H88V132H87ZM124 133H123V134H124ZM142 133H143L144 136L141 137V138H145V135H146L147 132H146V133L142 132ZM142 133H140V134H142ZM159 133L161 134V133H163V132L160 131ZM166 133H167V132H165V134H166ZM169 133H168V134H169ZM173 133H172V135H173ZM194 133H195V132H194ZM205 133H207V132H205ZM205 133H204V134H205ZM212 133H213V132H211V133H209V134L207 133V135L210 136V135H212ZM113 134H112V135H113ZM178 134H179V137H180V133H178ZM200 134H201V133H200ZM213 134H214V136H215V135L218 134V133L215 134V131H214ZM220 134H221V133H220ZM225 134H226V133H225ZM104 135H106V134H104ZM115 135H116V134H115ZM125 135H127V134H125ZM130 135H134V133H133V134H129V136H130ZM149 135H151V134H149ZM161 135H162V134H161ZM166 135H167V134H166ZM169 135H170V134H169ZM174 135H176V134H174ZM184 135H185V136H184V140H185V139H186L185 137H187V135H186V133H185ZM198 135H199V134H198ZM235 135H237V134H235ZM235 135L232 136V137L234 138V140H236V138H235L236 136H235ZM248 135H249V133H248ZM52 136H53V134H52ZM116 136H119L118 133H117ZM120 136H121L122 138H120V137H119V138H120L122 141H124V140H123V136H122L121 134H120ZM129 136H127V138H128ZM136 136L139 137V135H136ZM146 136H147V135H146ZM151 136L153 137V135H151ZM163 136H165V135H163ZM201 136H203V133L201 134ZM205 136H206V135H205ZM212 136H213V135H212ZM214 136H213V138H214ZM243 136H244V134H243ZM256 136H258V135L256 134ZM63 137H64L65 140H68V137H67V136H66V138H65V135L62 136V135L57 134V133L55 134V137H54V138H55V140L57 141V139H60V140H61V139H63ZM74 137H75V136H74ZM74 137H73V138H74ZM106 137H107V136H106ZM130 137H131V136H130ZM152 137H148V136H147L146 138H147V140H148V139L151 140ZM171 137H172V136H171ZM182 137H183V134H182ZM182 137L180 138V139H181L180 141L183 140ZM189 137H187L188 140H186V141H188V142L185 141V142H184V145L187 144V143H189V144L191 143V144L188 145V146L185 145V148H186V147L188 148L189 146L191 147L192 145H196V144H197V143H194L195 140L193 141V138H196L195 136H194L193 138H191L192 141H191V139H189ZM203 137H204V136H203ZM221 137H222V135H221ZM225 137H226V136H225ZM225 137H224V139H225ZM238 137H239V136H238ZM248 137H249V136H248ZM135 138H136V137H134V140H135ZM160 138H161V137H160ZM163 138H166V140H167V137H166V136L163 137ZM199 138H200V139H197V138H196V139L199 140V141L202 140V139H201L202 137L199 136ZM216 138H219V137H216ZM228 138H229V137H228ZM228 138H226V139H228ZM233 138H232V140H233ZM251 138H253L252 141L255 140V139H254V136L251 137ZM258 138H259V137H258ZM70 139H71V138H70ZM70 139H69V140H70ZM90 139H91V138H90ZM124 139H126V137H124ZM129 139H130V138H129ZM129 139H127V140H129ZM138 139H139V138H137V140H136V143H137V144L139 143V142H138V141H139ZM169 139H170V136H169ZM172 139H173L174 142H175V139H176V138H175V139L172 138ZM172 139H171V140H172ZM177 139L179 140V138H177ZM206 139H207V137H206ZM208 139H209V138H208ZM226 139H225V140H226ZM230 139H231V138H230ZM237 139H238V138H237ZM256 139H257V138H256ZM121 140H119V141H121ZM142 140H143V139H142ZM142 140H140V141H142ZM184 140H183V141H184ZM212 140H213V139H212ZM217 140H218V139H215L214 141L216 142ZM219 140H220V139H219ZM225 140H224V141H225ZM259 140H260V139H259ZM62 141H63V140H62ZM62 141H61V142H62ZM132 141H133V140H132ZM176 141H177V140H176ZM205 141H206V142H205L203 148H202V146H201V148H202L203 150L206 149V147H207V146H206V144H207V140H205ZM208 141L210 142V140H208ZM222 141H223V140H222ZM227 141H228V140H227ZM239 141H240V140H239ZM256 141H257V140H256ZM57 142H58V141H57ZM124 142H126V141H124ZM124 142H122L123 145L126 144V143H124ZM127 142H128V141H127ZM129 142H130V140H129ZM147 142L149 143L150 141L148 140ZM168 142H169V141H168ZM171 142H172V141H171ZM209 142H208V143H209ZM228 142H229V141H228ZM228 142H227V143H228ZM230 142H231V141H230ZM257 142H258V141H257ZM257 142H252V144H254V143L256 144ZM259 142H260V141H259ZM259 142H258V143H259ZM59 143H60V142H59ZM72 143H73V141H72ZM74 143L76 144V141H75ZM130 143H132V142H130ZM144 143H146V141H145ZM148 143H147V144H148ZM169 143H170V142H169ZM202 143H203V140H202L201 144H202ZM217 143L220 144V141H218ZM61 144H62V143H61ZM61 144H60V147H63V145H61ZM132 144H133V143H132ZM170 144H171V143H170ZM178 144H179V143H178ZM180 144H181V142H180ZM180 144H179V145H180ZM182 144H183V143H182ZM210 144H211V143H210ZM210 144H209V145H210ZM213 144H214V143H213ZM218 144H215V145H216V146H219ZM259 144H260V143H259ZM56 145H57V144H56ZM58 145H59V144H58ZM105 145H106V143H105ZM127 145H128V144H127ZM138 145H139V144H138ZM260 145H261V144H260ZM129 146H131V145H129ZM139 146H140V145H139ZM196 146H198V145H196ZM220 146H221V145H220ZM254 146H256V145H254ZM108 147H109V146H108ZM134 147H135V146H134ZM136 147H138V146H136ZM182 147H184V146H182ZM182 147H181L180 150H183V151L187 154V156H189V158H191V160H192V158H193L194 160H197V161L200 162V159H201V161L204 160V158L206 159V157H204V158H203V157H200V158H199V155L196 153V151L194 150V148H189L188 150H186L185 148H182ZM208 147H209V146H208ZM212 147H213V146H212ZM221 147H222V146H221ZM224 147H225V145H224ZM226 147H227V145H226ZM257 147H258V146H257ZM129 148H131V147H129ZM129 148H128V149H129ZM141 148H142V147H141ZM177 148H178V147H177ZM198 148H199V147H198ZM132 149H133V148H132ZM135 149H136V148H135ZM192 149H193V150H192ZM196 149H197V147H196ZM211 149H212V148H211ZM217 149H218V147H217ZM94 150L97 151L96 148H95ZM99 150H100V149H99ZM130 150H131V149H130ZM139 150L142 151L141 149H139ZM152 150H153V149H152ZM152 150H149V151H152ZM197 150H198V149H197ZM199 150H200V149H199ZM199 150H198V151H199ZM212 150H214V147H213ZM72 151H74V150H72ZM131 151H133V150H131ZM140 151H139V152H140ZM155 151H156V150H155ZM183 151H182V152H183ZM186 151H187V152H186ZM190 151H192V152H190ZM215 151H218V150H216V147H215ZM75 152H76V151H75ZM156 152H157V151H156ZM194 152H195V153H194ZM202 152H203V151H202ZM202 152H201V156H202L203 153H204L203 155H205V151H204L203 153H202ZM207 152H208V151H207ZM207 152H206V154H207ZM91 153H92V152H91ZM100 153H103V151L100 150ZM145 153H146V152H145ZM145 153H143V154H145ZM209 153H214V152L210 151ZM136 154H138V151H137ZM140 154H141V153H140ZM155 154H156V153H155ZM158 154H159V157L162 156V153H161V155H160V153H158ZM167 154H169V153H167ZM215 154H216V153H215ZM215 154H213V155H215ZM89 155H90V157H91V154H89ZM104 155H105V154H104ZM151 155H152V152H151ZM153 155H154V154H153ZM153 155H152V156H153ZM164 155H166V154H164ZM207 155H208V154H207ZM234 155H235V154H234ZM92 156H94V157H95V156L98 157V154H97V153H94ZM144 156H145V155H144ZM146 156H147V155H146ZM146 156H145V158H147ZM149 156H150V155H149ZM152 156H150V157H152ZM172 156H173V154H172ZM174 156H175V155H174ZM205 156H206V155H205ZM211 156H212V155H211ZM211 156H210V157H211ZM100 157H103V155H100L99 158H100ZM119 157H121V156H118V158H119ZM142 157H143V156H142ZM169 157H170V154H169ZM210 157H209V155H208V159H209V160H212L213 158L210 159ZM215 157H216V155L214 156V158H215ZM217 157H218V156H217ZM220 157H221V156H220ZM220 157H219V158H220ZM86 158H87V157H86ZM134 158H136V157H134ZM140 158H141V157H140ZM153 158H154V157H153ZM189 158H188V159H189ZM87 159H88V158H87ZM90 159H92V157H91ZM90 159H89V160H90ZM101 159H102V161L104 160L103 158H101ZM137 159H138V158H137ZM147 159H148V158H147ZM155 159H156V158H155ZM178 159H180V157H179ZM208 159H207V161H206V160H204V161L208 162V161H209ZM89 160H88V162H89ZM93 160H94V159H93ZM93 160H92V161H93ZM99 160H100V159H98V161H99ZM118 160H119V159H118ZM135 160H136V159H135ZM156 160H158V159H156ZM170 160H172V159H170ZM175 160H176V159H175ZM182 160H185V159L183 158V159L178 160V161L181 162ZM238 160H239V159H238ZM96 161H97V159H96ZM104 161H105V160H104ZM104 161H103V163H104ZM114 161H115V160H113V162H114ZM145 161H146V160H145ZM173 161H174V160H173ZM192 161H193V160H192ZM217 161H218V160H217ZM217 161H215V162H217ZM94 162H95V161H93V163H94ZM115 162L118 163L119 161H118V162L115 161ZM136 162H137V161H136ZM174 162H175V161H174ZM182 162H183V161H182ZM193 162H194V161H193ZM202 162H203V161H202ZM227 162H228V161H227ZM231 162H232V161H231ZM90 163H91V162H90ZM90 163H89L88 165L91 166L93 163H92V164H90ZM101 163H102V162H101ZM119 163H120V162H119ZM123 163H125V162H123ZM147 163H148V162H147ZM147 163H146V164H147ZM159 163H160V161H159ZM210 163L213 164V162H211V161H210ZM219 163H220V162H219ZM252 163H253V162H252ZM96 164H97V163H96ZM96 164H95V165H96ZM105 164H106V161H105ZM113 164H114V163H113ZM121 164H122V163H121ZM170 164H171V162H170ZM170 164H169V166H170ZM174 164H175L174 166H176V167L178 168V165H176V163H174ZM185 164H188V166L186 165L187 167H190V164H191L190 171H191V168H192V167L194 168L195 171H196V170L198 171L199 168H201V167H199L198 164H193V165H192V163H189L188 160H186ZM205 164H206V163H204V166H205ZM212 164H210V165H212ZM214 164H216V163H214ZM217 164H218V162H217ZM217 164H216V167H217V168H222V169H221L222 172H223V170L226 171V167H225V166H224V169H223V165H222L223 163L221 164L222 167H220V164H219V165H217ZM228 164H229V162H228ZM232 164H233V163H232ZM239 164H240V163H238V165H239ZM241 164H242V163H241ZM118 165H120V164H118ZM126 165H128V164L126 163ZM147 165H149V164H147ZM161 165H162V164H161ZM164 165H166V164L164 163ZM202 165H203V164H202ZM206 165H207V164H206ZM208 165H209V163H208ZM208 165H207V167H208ZM225 165H226V163H225ZM92 166H93V165H92ZM104 166H106V165H104ZM104 166H103V167H104ZM111 166H112V165H111ZM113 166H114V165H113ZM169 166H168V170H169V168H171V167H169ZM200 166H201V165H200ZM218 166H219V167H218ZM234 166L236 167L235 164H234ZM96 167H97V166H96ZM119 167H120V166H119ZM122 167H123V166H122ZM129 167H130V166H129ZM157 167H158V166H157ZM157 167H156V168H157ZM176 167H175V168H176ZM187 167H186V168H187ZM214 167H215V165H214ZM216 167H215V168H216ZM243 167H244V166H243ZM93 168H94V167H93ZM105 168H106V167H105ZM105 168H104L105 173H108L109 170H107V172H106V169L108 168V166H107L106 169H105ZM110 168H111V167H110ZM110 168H108V169H110ZM116 168H117V166H116ZM123 168H124V167H123ZM127 168H128V167H127ZM133 168L135 169V166L132 167V168L130 167V169H132V170H133ZM156 168H155V170H156ZM172 168H173V166H172ZM193 168H192V169H193ZM209 168H210V167H209ZM215 168H214L213 170H216V172H217V169H215ZM227 168H228L227 170H229V167H227ZM236 168H237V167H236ZM241 168H242V167H241ZM241 168H240V169H241ZM114 169H115V168H114ZM188 169H189V168H188ZM237 169H238V168H237ZM244 169H245V170L247 169L246 172H245V174H248L247 171H248V169H250V168H247V167H246V168H244ZM94 170H95V169H94ZM110 170H111V169H110ZM117 170H122V168L117 169ZM117 170H116V171H117ZM123 170H126V169L124 168ZM139 170H140V169H139ZM161 170H162V169H161ZM168 170H166V171H168ZM173 170H175V169H173ZM177 170H179V169H177ZM180 170H181V169H180ZM194 170H193V172L188 171V173H189V172H190V173H195ZM201 170H202V169H201ZM201 170H199V171H201ZM221 170H219V173L221 172ZM230 170H231V168H230ZM241 170H242V169H241ZM111 171H112V170H111ZM111 171H110V172H111ZM116 171H115V172H116ZM130 171H131V170H130ZM136 171H137V170H136ZM140 171H141V170H140ZM152 171H153V170H152ZM157 171H158V170H156V172H157ZM170 171H172V169H170ZM186 171H187V169H186ZM239 171H240V170H239ZM115 172H114V173H115ZM120 172H121V171H120ZM122 172H123V171H122ZM122 172H121V174H122ZM176 172H177V171L175 170V173H176ZM207 172H209V171H207ZM211 172H212V171H211ZM214 172H215V171H214ZM226 172H228V171H226ZM231 172H233V171L231 170ZM251 172H252V170H251ZM12 173H13V172H12ZM105 173H104V174H105ZM112 173H113V172H112ZM116 173H117V172H116ZM130 173L132 174V172H130ZM142 173H143V172H142ZM160 173H162V172H160ZM180 173H181V172H180ZM182 173H183V172H182ZM198 173H199V172H198ZM200 173H201V172H200ZM233 173H234V172H233ZM233 173H232V174H233ZM241 173H242V172H241ZM252 173H253V172H252ZM136 174H137V173H136ZM147 174H148V173H147ZM172 174H174V173L172 172ZM207 174H208V173H207ZM209 174H212V173H209ZM209 174H208V175H209ZM215 174H216V173H215ZM221 174H222V173H221ZM227 174H228V173H227ZM238 174H239V173H238ZM238 174H237V175H238ZM242 174H243V173H242ZM242 174H241V176H242ZM253 174H255V172H254ZM256 174H257V173H256ZM256 174H255V175H256ZM106 175H107V174H106ZM112 175H113V174H112ZM116 175H117V174H116ZM122 175H123V174H122ZM122 175H121L120 177H122ZM129 175H130V174H129ZM142 175H143V174H142ZM180 175H181V174H180ZM188 175H190V179H191V177H192L191 174H188ZM208 175H207V176H208ZM224 175H225V174H224ZM228 175H229V174H228ZM237 175H235V176L237 177ZM109 176H110V175H109ZM126 176H127V175H126ZM130 176H131V175H130ZM132 176H133V175H132ZM143 176H144V175H143ZM154 176H156V175H154ZM154 176H153V178H156V179H157V177H154ZM169 176H170V174H169ZM175 176H176V175H175ZM177 176H178V175H177ZM194 176H196V175L193 174V179H195ZM199 176H200V175H199ZM209 176H210V175H209ZM211 176H212V175H211ZM229 176H231V175H229ZM249 176H250V174L247 176V178H248ZM253 176H254V175H253ZM135 177H137V176H135ZM147 177H148V175H147ZM147 177H144V178H147ZM149 177H150V176H149ZM239 177H240V175H239ZM242 177H243V176H242ZM110 178H111V177H110ZM112 178H114V176H113ZM115 178H117V176H116ZM122 178H123V177H122ZM129 178H130V177H129ZM179 178H181V177H179ZM197 178H199L198 175H197ZM212 178H213V176H212ZM228 178H229V177H228ZM231 178H234V177L232 176ZM253 178H256V179H257V177H253ZM258 178H261V176L258 177ZM263 178H264V177H263ZM120 179H121V178H120ZM132 179H133V177H132ZM132 179H131V182L134 181V180H132ZM134 179H135V178H134ZM148 179H149V178H148ZM156 179H155V180H156ZM168 179H171V178H168ZM184 179H185V177H184ZM188 179H189V176H188ZM193 179H192L191 181L194 183L195 180H193ZM199 179H201V178H199ZM215 179H216V178H215ZM240 179H241V178H240ZM245 179H246V178H245ZM128 180H129V179H128ZM136 180H137V178H136ZM143 180H145V179H143ZM143 180H142V182H144ZM158 180H159V179H158ZM196 180H197V179H196ZM211 180H212V179H211ZM138 181H139V177H138ZM138 181H137V183H138ZM146 181H147V180H146ZM148 181H149V180H148ZM175 181H176V179H175ZM201 181H202V180H201ZM201 181H200V182H201ZM252 181H253V180H252ZM254 181L256 182V180H254ZM257 181H258V180H257ZM23 182H24V181H23ZM142 182H141V186H142V184H143V185H146V184H144V183H142ZM159 182H160V181H159ZM177 182H178V180H177ZM179 182H180V181H179ZM184 182H185V181H184ZM188 182H189V181H188ZM192 182H191V183H192ZM202 182H203V181H202ZM202 182H201V183H202ZM211 182H212V181H211ZM213 182H215V181H213ZM216 182H217V180H216ZM216 182H215V183H216ZM259 182H260V180H259ZM19 183H20V182H19ZM134 183H136V181H135ZM139 183H140V182H139ZM147 183H148V182H147ZM166 183H167V185H169V184H168L169 182H167V178H166ZM196 183H197V182H196ZM201 183H200V184H201ZM215 183H211V185L213 184V186L215 187V185H214ZM262 183H263V185H264V180H263ZM262 183H261V184L259 183V184L262 185ZM106 184H107V183H106ZM108 184H109V182H108ZM148 184H149V183H148ZM152 184H156V182L154 181V183L152 182ZM152 184H149V185H152ZM170 184H171V180H170ZM182 184H183V183H182ZM194 184H195V183H194ZM197 184H199V183H197ZM197 184H196V186H197ZM200 184H199V185H200ZM203 184H204L205 186L207 185V184H205L204 182H203ZM203 184H201V185H203ZM256 184H257V183H256ZM256 184H254V186H253V185H252V186L255 188V185H256ZM138 185H139V184H138ZM158 185H160V184L158 183ZM164 185H166V184H164ZM167 185H166V186H163L164 189L167 188ZM180 185H181V184H180ZM180 185H178L177 187H179ZM184 185H187V186H186V189H187L188 184H184ZM190 185H191V184H190ZM204 185H203V187H201V188H203V190H207V189L209 188V186H210V183H209V186H206V187H208L207 189H204V188H205ZM217 185L219 186L220 184H216V186H217ZM248 185H249V184H248ZM257 185H258V184H257ZM263 185L261 186L260 189H262V188L264 189V186H263ZM2 186H3V185H1L0 188H2ZM6 186H7V185H6ZM20 186H22V185H20ZM104 186H106V185H104ZM154 186H156V185H154ZM173 186H174V185H173ZM213 186H212V187H213ZM221 186H222V184H221ZM22 187H23V186H22ZM50 187H51V186H50ZM137 187H138V186H137ZM143 187H144V186H142V188H143ZM146 187H147V185H146ZM146 187H145V188H146ZM165 187H166V188H165ZM169 187H170V186H169ZM210 187H211V186H210ZM212 187H211V189L213 190L214 187H213V188H212ZM256 187H258V186H256ZM18 188H19V186H18ZM92 188H93V186H92ZM102 188H103V187H102ZM104 188H105V187H104ZM108 188H109V187H108ZM126 188H128V187L126 186ZM138 188H139V187H138ZM157 188H158V187L156 186V188L153 189V185H152V187H148V188L144 189V191H143V189H142L143 192L141 193V191H140L139 193H141V196H142L143 198H145V200H147V202H148V201H152V200L155 198V199H154V202L152 201V202H148V203H153V204L156 205L157 201H155V200H158V198L156 199V194H154V191H156V193H157V191L160 190V189H157ZM180 188H181V190L183 189L182 187H180ZM195 188H196V187H195ZM201 188H200V189H201ZM215 188H216V187H215ZM215 188H214V192L216 191ZM218 188H219V187H218ZM225 188H226V187H225ZM237 188H238V187H237ZM130 189H131V188H129V190H130ZM155 189H157V190H155ZM167 189H168V188H167ZM167 189H166V190H167ZM169 189H170V188H169ZM191 189H192V188H191ZM211 189H210V191H211ZM216 189H217V188H216ZM219 189H220V188H219ZM222 189H223V188H222ZM263 189H262V190H263ZM96 190H98V189H96ZM101 190H102V189H101ZM104 190H105V192H106L107 190H110V189H107V190H106V188H105ZM120 190H121V189H120ZM126 190H127V189H125V191H126ZM140 190H141V189H140ZM171 190H172V189H171ZM187 190H188V189H187ZM187 190H184V191L187 192ZM224 190H226V189H224ZM227 190H228V189H227ZM255 190H256V188H255ZM110 191H111V192H114L112 189H111ZM110 191H109V192H110ZM125 191H124V192H125ZM127 191H128V190H127ZM134 191H135V190H134ZM163 191H164V190H163ZM192 191H193V195H194V196H197L196 194H194V190H193V189H192ZM207 191H208V190H207ZM207 191H204V192L206 193ZM219 191H221V189H220V190H217L216 193H218ZM94 192H95V191H94ZM98 192H99V191H98ZM107 192H108V191H107ZM118 192H119V191H118ZM128 192H129V191H128ZM135 192L138 193V191H135ZM135 192H134V193H135ZM164 192H165V191H164ZM172 192H173V191H172ZM172 192H171V193H172ZM175 192H176V190H175ZM181 192H182V191H181ZM189 192H191V190H190V191L188 190L187 193H189ZM196 192H197V191H196ZM223 192H224V191H223ZM258 192H259V191H258ZM122 193H123V192H122ZM161 193H163V192H161ZM169 193H170V192H169ZM176 193H177V192H176ZM202 193H203V192L201 191L200 194H202ZM208 193H209V192H208ZM210 193H211V192H210ZM210 193H209V194H210ZM220 193H221V192H220ZM226 193H227V191H226ZM100 194H101V191H100ZM103 194H104V193H103V191H102V195H103ZM106 194H109V193H106ZM112 194H113V193H112ZM112 194H110V195H112ZM172 194L174 195V193H172ZM200 194H199V195H200ZM212 194H213V193H212ZM212 194H210V195H212ZM0 195H1V194H0ZM12 195H13V194H12ZM19 195H20V193H19ZM23 195H25V194H23ZM52 195H54L53 192H52ZM63 195H64V193H63ZM77 195H78V194H77ZM102 195H100V196H102ZM104 195H105V194H104ZM123 195H125V194L123 193ZM127 195H129V194H127ZM127 195H126V196H127ZM135 195H137V194L135 193ZM135 195H134V196H135ZM139 195H140V194H138V198L140 197ZM163 195H164V194H163ZM163 195L161 194V197H163ZM165 195H166V192H165ZM191 195H192V193H191ZM191 195H190V196H191ZM193 195H192V197H193ZM210 195H208V196H210ZM213 195H214V194H213ZM213 195H212V196H213ZM218 195H219V194H218ZM220 195L225 196L224 194H220ZM46 196H48V195H46ZM46 196H45V197H46ZM85 196H86V194H85ZM105 196H106V195H105ZM116 196H117V195H116ZM116 196H115V198H116ZM119 196H120V194H119ZM131 196H132V194H131ZM134 196H133V198H132V197L129 198L128 196H127V197L129 198V201H130V199H132L131 201H133V200L136 198V197L134 198ZM159 196H160V195H159ZM168 196H169V195H168ZM168 196H165V197H163V198H167ZM177 196L179 197L180 195L178 194ZM183 196H184V193H183ZM186 196H188V195H186ZM201 196H203V195H201ZM206 196H207V195H206ZM13 197H14V196H13ZM13 197H11L12 200L14 199ZM18 197H19V196H18ZM50 197H51V196H50ZM50 197H49V200H50ZM63 197H64V196H63ZM65 197H66V195H65ZM98 197H99V196H98ZM108 197H109V196H108ZM112 197H113V196H112ZM161 197H160V198H161ZM169 197H170L169 199L171 200V199H172L171 196H169ZM172 197H173V196H172ZM180 197H181V196H180ZM46 198H47V197H46ZM61 198H62V197H61ZM78 198H79V197H78ZM93 198H94V197H93ZM96 198H97V197H96ZM96 198H94V199H96ZM102 198H103V199H106V197L104 198V196H103ZM102 198H101V199H102ZM115 198H114V200H115ZM120 198H121V196H120ZM120 198H119V199H120ZM140 198H141V197H140ZM163 198H161L160 200H162L163 202L166 203V201H168V199H167L166 201H164ZM198 198H199V197H198ZM205 198H206V197H205ZM207 198H208V197H207ZM214 198H215V197H214ZM214 198H213V199H214ZM220 198H222V197H220ZM51 199H52V198H51ZM82 199H84V198H82ZM94 199H93V200H94ZM99 199H100V198H99ZM110 199H111V198H110ZM185 199H187V198H185ZM188 199H191V197L189 198V196H188ZM195 199H196V197L194 198V200H195ZM203 199H204V196H203ZM208 199H209V198H208ZM222 199H224V197H223ZM226 199H227V198H226ZM19 200H20V199H19ZM49 200H48V201H49ZM76 200H77V199H76ZM86 200H87V199H86ZM140 200H141V199H140ZM140 200L138 199L137 201H140ZM197 200H198V199H197ZM200 200H201V199H199V201H200ZM23 201H25V199H24ZM46 201H47V200H46ZM81 201H83V200H81ZM100 201H102V200H100ZM115 201H116V200H115ZM134 201H136V199H135ZM137 201H136V204H135V202H134L135 205L138 204ZM141 201H142V200H141ZM202 201H204V200H202ZM202 201H201V202H202ZM208 201H209V200H208ZM213 201H215L214 204H216V199H214ZM213 201H212V202H213ZM222 201H223L222 204H224L225 201H224V200H222ZM222 201H221V202H222ZM226 201L228 202V200H226ZM29 202H30V201H28V202L26 201V203H28V204H29ZM31 202H32V201H31ZM37 202H40V203H41L40 199H39ZM60 202H61V201H60ZM92 202H96V200H95V201H92ZM98 202H99V201H98ZM106 202H107V201H106ZM155 202H156V203H155ZM171 202H172V201H171ZM174 202H175V201H174ZM174 202H173V203H174ZM176 202H177V201H176ZM187 202H188V201H187ZM191 202H192V201H191ZM191 202H190V203H191ZM197 202H198V201H197ZM197 202H196V203H197ZM201 202H200V203H201ZM205 202H206V201H205ZM212 202H211V203L209 202V203L212 204ZM227 202H226V203H227ZM20 203H21V206H23V203H22V202H20ZM33 203H34V202H32V204H33ZM43 203H44V201H43ZM64 203H65V202H64ZM80 203H82V202H80ZM85 203H86V202H85ZM96 203H97V202H96ZM99 203L101 204V202H99ZM116 203H117V202H116ZM116 203H113V204L115 205ZM131 203H132V202H131ZM142 203H143V201H142ZM142 203H141V204H142ZM144 203H146V201H145ZM148 203H147V204H148ZM169 203H170V202H169ZM181 203H183V201H181ZM193 203H194V205L196 204L195 201L192 202V205H193ZM202 203H203V202H202ZM206 203H207V202H206ZM206 203H205V204H206ZM219 203H220V202H219ZM219 203H218V204H219ZM14 204H16V203H14ZM14 204H13V205H14ZM28 204H27V205H28ZM37 204H38V203H37ZM37 204H35V205H37ZM48 204H49V203H48ZM48 204H46V206H47ZM50 204H51V203H50ZM50 204H49V207L53 205V204H51V205H50ZM66 204H67V203H66ZM74 204H75V203H74ZM74 204H73V205H74ZM86 204H87V203H86ZM89 204H90V203H89ZM147 204H146V205H147ZM153 204H152V205H153ZM177 204H179V203H177ZM177 204H176V205H177ZM188 204H189V203H188ZM188 204H187V205H188ZM214 204H212V206H213ZM218 204H217V205H218ZM222 204H221V205H222ZM9 205H10V204H9ZM13 205H12V206H13ZM17 205H18V204H17ZM30 205H31V203H30ZM41 205H42V204H41ZM41 205H40V206H41ZM68 205H69V204H68ZM75 205H78V204H75ZM79 205H80V204H79ZM79 205H78V206H79ZM87 205H88V204H87ZM144 205H145V204H144ZM144 205H143V206H144ZM157 205H158V204H157ZM160 205H161V203H160ZM166 205H167V207H168V204H166ZM166 205L164 204L163 206L166 207ZM179 205H180V204H179ZM179 205H178L177 207H179ZM190 205H191V204H190ZM197 205H199V204H196V206H197ZM221 205H220V206H221ZM227 205H228V204H227ZM234 205H235V204H234ZM31 206H32V205H31ZM53 206H54V205H53ZM71 206H72V205H71ZM98 206H99V205H98ZM104 206H105V205H104ZM104 206H103V207H104ZM128 206H129V205H128ZM128 206L126 205L125 208L127 209ZM130 206H131V208H133L132 205H130ZM140 206H141V205H140ZM169 206H170L171 209H173V208L171 207V205H169ZM185 206H186V205H185ZM196 206H195V207H196ZM199 206H201V205H199ZM202 206H203V204H202ZM220 206H218V209H219ZM225 206H226V205H225ZM19 207H20V206H19ZM68 207H69V206H68ZM75 207H76V206H75ZM79 207H80V206H79ZM90 207H91V206H90ZM93 207H94V206H93ZM114 207H115V206H114ZM138 207H139V206H138ZM150 207H152V206H150ZM154 207H155V206H154ZM154 207H153V209L156 208V207H155V208H154ZM158 207H159V206H158ZM188 207H189V205H188ZM193 207H194V206H193ZM213 207H215V206H213ZM213 207H212L211 210H213ZM232 207H233V205H232ZM232 207H231V208H232ZM8 208H9V207H8ZM42 208H44V207H41V209H42ZM60 208H61V207H60ZM62 208H63V207H62ZM81 208H82V207H81ZM87 208H88V207H87ZM98 208H99V207H98ZM116 208L119 209L117 206H116ZM141 208H142V207H141ZM161 208H162V206H161ZM161 208H160V210H162ZM170 208H168V209H170ZM179 208L182 209L181 206H180ZM183 208H185V207H183ZM186 208H187V207H186ZM190 208H191V207H190ZM203 208L205 209V207H203ZM203 208H201V209H202L201 211H203ZM220 208H222V206H221ZM233 208H234V207H233ZM12 209H14V207H12ZM22 209H24V207H23ZM25 209L27 210L28 207H27V208L25 207ZM29 209H30V207H29ZM38 209H40V208H38ZM38 209H37L36 212H38ZM41 209H40V210H41ZM46 209H47V207H46ZM52 209H55V208H51V210H52ZM70 209H71V207H70ZM76 209H77V208H76ZM82 209H83V208H82ZM102 209H103V208H102ZM105 209H106V208H105ZM117 209H114V210L117 211ZM151 209H152V208H151ZM151 209H150V210H151ZM156 209H157V208H156ZM168 209H166V210H168ZM171 209H170V210H171ZM223 209H224V208H223ZM226 209H227V208L225 207L224 212H227V211H225ZM44 210H45V209H44ZM51 210H49V211H51ZM73 210H74V209H73ZM73 210H72V212H73ZM120 210H121V209H120ZM120 210H119V211H120ZM136 210H137V207H136ZM146 210H147V213H148V212H149V208L146 209ZM158 210H159V208H158L157 210H154V211H155V212H156V211L159 212ZM174 210H175V209H174ZM177 210H179V209H176V213H177ZM195 210H197V209H195ZM198 210H199V208H198ZM205 210H206V209H205ZM208 210H210V208H209ZM208 210H207V212L204 211V213H205V212L208 213ZM211 210H210V211H211ZM214 210H215V208H214ZM216 210H217V209H216ZM216 210H215V211H216ZM227 210H228V209H227ZM229 210H230V208H229ZM229 210H228V211H229ZM8 211H9V209H8ZM70 211H71V210H70ZM88 211H89V210H88ZM121 211H122V210H121ZM125 211H126V210H125ZM125 211L120 212V214L122 213L123 216H124V214H126ZM129 211H130V209H128V213L126 214V215H127V218H128V215H129ZM137 211H138V210H137ZM151 211H152V213H154L153 210H151ZM168 211H169V210H168ZM190 211L193 212L194 210H190ZM218 211H219V210H218ZM220 211H223V210L220 209ZM220 211H219V212H220ZM235 211H236V210H235ZM235 211H233V212H235ZM243 211H244V210L242 209V212H243ZM25 212H27V211H25ZM33 212H34V211H33ZM39 212H41V211H39ZM39 212H38V213H39ZM42 212H44L45 215H47V218H48V214H47V212H45V211H42ZM62 212H63V211H62ZM62 212H60V213H62ZM74 212H76V211H74ZM104 212H105V210H104ZM110 212H111V211H110ZM124 212H125V213H124ZM131 212H132V211H131ZM138 212H139V211H138ZM166 212H167V211H166ZM180 212H181V211H180ZM186 212H188V211L186 210ZM191 212H189L190 215H192ZM233 212H232V213H233ZM239 212H241V210H239ZM242 212H241V213H242ZM1 213H2V212H1ZM3 213H4V212H3ZM8 213H9V212H8ZM14 213H15V212H14ZM27 213H28V212H27ZM31 213H32V212H31ZM58 213H59V211H58ZM60 213H59V214H60ZM113 213H115V212H113ZM116 213H117V212H116ZM136 213H137V212H136ZM150 213H151V212H150ZM173 213H175V212H173ZM181 213H182V212H181ZM235 213H236V212H235ZM247 213H248V212H247ZM25 214H26V213H25ZM28 214L30 215V212H29ZM62 214H63V213H62ZM72 214H73V213H72ZM83 214H84V213H83ZM100 214H101V213H100ZM103 214H104V213H103ZM108 214H111V215H112V213H109V212H108ZM108 214H107V216H108ZM122 214H121V216H122ZM145 214H146V213H145ZM155 214H156V213H155ZM157 214H158V213H157ZM157 214H156V215H157ZM163 214H164V213H163ZM166 214H167V213H166ZM183 214H184V211H183ZM227 214L230 215V214H231V211H230L229 213H227ZM233 214H234V213H233ZM233 214H232V215H233ZM242 214H243V213H242ZM22 215H24V213H23ZM33 215H34V214H33ZM40 215H43V213H42V214H39V216H37L36 218L41 217ZM45 215H44V216H45ZM60 215H61V214H60ZM85 215H89V214L86 213ZM90 215H91V214H90ZM111 215L108 216V218L110 219V217H111V219H112V221H113L114 224H115L116 221H120V217H121V216H119V213H118V215H117L116 217H114L115 215L113 214V217H114V218H112ZM147 215H148V214H147ZM147 215L144 216L145 219L143 218V219H144L143 222H145V223H146L145 220H147L148 218H150V215H151V217H152L153 214H150L149 216H147ZM158 215H159V214H158ZM167 215H169V214H167ZM167 215H165V216L168 217ZM176 215H177V214H176ZM176 215H175V216H176ZM190 215H189V216H190ZM236 215H241V214L238 213V214H236ZM236 215H235V216H236ZM243 215H244V214H243ZM249 215H251V214H249ZM1 216H3V215H1ZM44 216H43V217H44ZM62 216H63V215H62ZM80 216H82V214H81ZM181 216H183V215H181ZM181 216H180V217H181ZM235 216H233V217H235ZM8 217H9V216H8ZM34 217H35V216H34ZM49 217L52 218L53 215L51 214V216H49ZM58 217H59V215H58ZM71 217H72V216H71ZM78 217H79V216H78ZM78 217H77V219H78ZM85 217H87V216H82V217L79 218L78 220L81 219V221H84V220H85ZM101 217H102V216H101ZM130 217L133 218L132 215H131ZM130 217H129V218H130ZM135 217H136V216H135ZM135 217H134V218H135ZM156 217H157V216H156ZM158 217H159V216H158ZM166 217H165V218H166ZM170 217H171V216H170ZM214 217H215V216H214ZM239 217H240V216H239ZM248 217H249V216H248ZM3 218H4V217H3ZM3 218H2V219H3ZM9 218H11V217H9ZM30 218H31V217H30ZM50 218H48V220H50ZM56 218H57V217H56ZM56 218H55V219L52 218V219H53V220H52V223H53L54 221L57 220ZM103 218H104V217H103ZM129 218H128V220H129ZM173 218H174V216H173ZM235 218H236V217H235ZM240 218H241V217H240ZM24 219H25V218H24ZM39 219H40V218H39ZM59 219H61V217H59ZM70 219H71V218H70ZM93 219H94V218H93ZM154 219H156V218H154ZM158 219H159V218H158ZM160 219H161V218H160ZM170 219H172V218H170ZM236 219H237V218H236ZM241 219H243V218H241ZM241 219H240V220H241ZM7 220H8V219H7ZM10 220H11V219L8 220V223H10ZM16 220H17V219H16ZM28 220H29V219H28ZM36 220H37V219H36ZM86 220H87V219H86ZM86 220H85L84 222L89 223V221H88V220L86 221ZM94 220H95V219H94ZM96 220H97V218H96ZM123 220H125V218H123ZM123 220H121V221H123ZM128 220H127V221L125 220V221L128 222ZM134 220L136 221V219H134ZM138 220H141V221H142V219H138ZM213 220H214V219H213ZM228 220H230V219H228ZM232 220H233V219H232ZM243 220H245V219H243ZM243 220H241V223L243 222ZM246 220H247V218H246ZM4 221H5V220H4ZM4 221H3V222H4ZM17 221H18V220H17ZM29 221H30V220H29ZM50 221H51V220H50ZM57 221H58V220H57ZM70 221H72V222L70 223V224H72V223H73V219L70 220ZM70 221H69V222H70ZM74 221H77V220H74ZM91 221H92V220H91ZM103 221H104V220H103ZM103 221H102V222H103ZM109 221H110V220H109ZM112 221H111V222H112ZM233 221H234V220H233ZM0 222H1V221H0ZM27 222H28V221H27ZM30 222H31V221H30ZM42 222H43V221H42ZM45 222H48V221L46 220ZM58 222H59V221H58ZM62 222H63V221H62V219H61V223H62ZM69 222H68V224H69ZM77 222H78V221H77ZM79 222H80V221H79ZM79 222H78V223H79ZM95 222H98V220L95 221ZM106 222H107V223H104V222L102 223V224H104V226H105V224L107 225V226H105L106 228L109 227L108 224H113V223H109L108 221H106ZM126 222H124V223L122 224V226H123L124 224L127 225ZM131 222H132V223H131ZM133 222H134V221H132L131 219L129 220V223H131V225H133ZM21 223H22V224H21ZM21 223H20L19 225H21L20 227L22 228V226L24 227L25 222H21ZM28 223H29V222H28ZM35 223H36V221H35ZM52 223H50V224L53 225L54 223H53V224H52ZM55 223H57V222H55ZM59 223H60V222H59ZM118 223H119V222H118ZM136 223H137V224H140V223L137 222V221H136ZM141 223H142V222H141ZM147 223H148V222H147ZM152 223H153V225H154L155 222L153 221ZM159 223H160V222H159ZM4 224H6V223H4ZM37 224H38V223H37ZM37 224H36V225H37ZM45 224H46V223H45ZM62 224H63V223H62ZM65 224L67 225V223H65ZM73 224H74V223H73ZM82 224H83V222H82ZM96 224H97V223H96ZM102 224H100V225L97 224V225H98L97 228L100 227ZM148 224H149V223H148ZM0 225H1V224H0ZM7 225H8V224H7ZM9 225H10V227H11V224H9ZM43 225H44V224H42V226H43ZM46 225H47V224H46ZM79 225H80V224H79ZM79 225H77V226H79ZM90 225H91V223H90ZM125 225H124V226H125ZM128 225L130 226V224H128ZM135 225H136V224H134V226H135ZM140 225H141V224H140ZM140 225H138V226L140 227ZM142 225H143V224H142ZM5 226H6V225H5ZM14 226H15V225H14ZM25 226L27 227L26 224H25ZM39 226H40V228L42 227V226H41V222H40V225H39ZM39 226H38V227H39ZM69 226H70V225H69ZM69 226H68V228H69ZM75 226H76V223H75ZM75 226H74V227H75ZM77 226H76V227H77ZM111 226H113V225H111ZM111 226H110V227H111ZM143 226H144V225H143ZM163 226H164V225H163ZM17 227H18V226H17ZM20 227H19V228H20ZM26 227H24V228H26ZM34 227H35V226H34ZM34 227H33V228H34ZM44 227H45V225H44ZM47 227H49V225H48ZM47 227H45V228H47ZM52 227H53V226H52ZM54 227H56V225H55ZM59 227H61V226H59ZM66 227H67V226H66ZM71 227H72V225H71ZM71 227H70V228H71ZM76 227H75V228H76ZM86 227H89V226L87 225ZM105 227H103V228L105 229ZM125 227H127V226H125ZM125 227H122V229H124ZM139 227H137V225H136L135 228H139ZM145 227H146V225H145ZM145 227H144V228H145ZM148 227H149V225L146 227V229L144 230V232H143L142 234H144V233L146 234V231H147V230H150ZM150 227H151V225H150ZM1 228L5 229L6 227L4 228V226H2ZM8 228H9V227L7 226V229H6V230H8ZM57 228H58V225H57ZM62 228H63V227H62ZM68 228H67V229H68ZM75 228H73V229L76 230ZM94 228H95V227H94ZM97 228H96V232H97ZM111 228H112V227H111ZM111 228H110V229L107 228V229H109V231H110V230H112ZM113 228H114V226H113ZM115 228H116V226H115ZM115 228H114V229H115ZM128 228H129V227H128ZM130 228L133 229V226L130 227ZM141 228H142V227H141ZM147 228H148V229H147ZM153 228L155 229V228H158V227L154 226ZM153 228L151 227V230H152ZM159 228H160V226H159ZM163 228H164V227H163ZM10 229H11V228H10ZM37 229H38V228H37ZM48 229L51 230L50 227H49ZM64 229H65V228H64ZM73 229H72V230H73ZM89 229H90V228H89ZM98 229H99V228H98ZM100 229H101V232L104 230V229H102L101 227H100ZM154 229H153V230H154ZM6 230H5V231H6ZM14 230H15L14 232H15L16 235H15L13 232H12V234H10L9 230H8L9 233L7 232L8 235H10V236H11V235H15V236L17 237V236L19 235V232H20V231L18 230V228H15V227H14ZM20 230H21V229H20ZM42 230H43V229H42ZM49 230H47V232H48ZM56 230H58V229H56ZM77 230H78V229H77ZM83 230H84V229H83ZM90 230H92V229H90ZM115 230H116V229H115ZM115 230H114V231H115ZM118 230H119V228L116 230V231H117V236H118L119 233H121V232H120L121 230H119V231H118ZM125 230H126L127 233H131V232H128V231H130V230H128V229H124V230H122V231L125 232ZM136 230H137V229H136ZM136 230H135V231H136ZM139 230H140V229H138L137 232H139ZM153 230H152V232L155 233ZM155 230H156V229H155ZM158 230H159V229H158ZM0 231H4V230L0 229ZM5 231H4V232H5ZM16 231H18V232L16 233ZM23 231H24V229L21 230V232H23ZM25 231H26V230H25ZM27 231H28V229H27ZM40 231H41V229H40ZM52 231H53V230H51V232H52ZM54 231H55V230H54ZM54 231L52 232V235L50 234V236H54V235H55ZM80 231H81V230H80ZM109 231H108V232H109ZM112 231H113V230H112ZM112 231L110 232L111 234L109 233L110 238H111V235L113 234ZM133 231H134V229H133ZM133 231H132V232H133ZM142 231H143V228H142ZM142 231H141V232H142ZM163 231H164V230H163ZM28 232H29V231H28ZM42 232H43V234H46L45 231H41L40 234H42ZM44 232H45V233H44ZM99 232H100V230H99ZM101 232H100V233H101ZM104 232H105V231H104ZM104 232H102V233H104ZM232 232H233V231H232ZM1 233H2V232H1ZM23 233H24V232H23ZM62 233H64V232H62ZM68 233L70 234V231H69ZM72 233H74V231H73ZM75 233H76V232H75ZM93 233H94V231H93ZM93 233H92L91 235H95V234H97V237H94V236H91V235L88 234V236H91V237H93V238H92V239H90V238H82V239H80V240H78V238H76V242L74 243V244H75V247L79 248L80 251H81L82 253H84V252L87 251V250H88V251L91 250V252H92L94 255H97L98 253L100 254V253L102 252L103 249L105 250V252H106V249H107V251H108V249H109V247H110V240H111V239L109 238L110 240L107 239V241H106L105 238H108V237H105V235H104V234H106V232H105L104 234H100V235H104V236H102V238L104 237L103 239L105 240V242H104V240L101 238V239L103 240V243H101L102 241L99 240V238H98V233H94V234H93ZM127 233H124L125 236H127V235H126ZM135 233H136V232H135ZM135 233H134V234H135ZM150 233H151V232H150ZM156 233H157V230H156ZM156 233H155V234H156ZM161 233H162V232H161ZM21 234H22V233H21ZM31 234H32V233H31ZM40 234H37V235L40 236V237L44 236L43 234H42V236H41ZM115 234H116V232H115ZM131 234H132V233H131ZM134 234H132V235H133V236H136V235L139 236L140 232H139V234H137V233H136L135 235H134ZM155 234H154V235H155ZM1 235H2V234H1ZM26 235H27V234H26ZM132 235H131V237H133ZM146 235H149V234H146ZM152 235H153V234H152ZM158 235H159V232H158ZM158 235H156V236H158ZM10 236H9V239H8V240H10V238H11ZM22 236H23V234H22ZM45 236H47V235H45ZM45 236H44V237H45ZM48 236H49V235H48ZM50 236H49V237H50ZM66 236H68V234H67ZM79 236H80V235H79ZM107 236H108V234H107ZM119 236H120V235H119ZM121 236H123L122 233H121ZM137 236H136V237H137ZM140 236H143V235H140ZM144 236H145V235H144ZM149 236H150V235H149ZM162 236H163V235H162ZM232 236H233V235H232ZM7 237H8V236H7ZM19 237H20V236H19ZM68 237H69V236H68ZM128 237H129V236H128ZM131 237H130V238H131ZM152 237H153V236H152ZM152 237H151V238H152ZM5 238H6V237H5ZM12 238H13V237H12ZM20 238H21V237H20ZM20 238H18V239H16V238H15V239H12L13 241H11V240H10V241H6L7 239H6V240H3V241H4V242H7V243H8V242H11V243L16 244V245H17V243H19L18 245H21V246H22L24 243H23V241H22ZM29 238H31V236H29L28 239H29ZM33 238H34V237H33ZM42 238H43V237H42ZM74 238H75V236H74ZM113 238H114V240H115L117 237H116V236H115V237L113 236ZM123 238H126V237H123ZM141 238H142V237H141ZM141 238H140V240H141ZM147 238H148V237H147ZM153 238H154V237H153ZM3 239H4V237H3ZM22 239H23V238H22ZM25 239L27 240L26 237H25ZM38 239L40 240V238H37V240H38ZM60 239H61V237H60ZM118 239H119V238H118ZM132 239H133V238H131V240H132ZM142 239H143V238H142ZM145 239H146V237H145ZM145 239H144L143 241H145ZM163 239H164V238H163ZM35 240H36V239H35ZM35 240H34V241H35ZM37 240L35 241V243L33 242V240H31L30 243L32 244V242H33L34 245H35V247H37L36 244L39 242V241L37 242ZM73 240H75V239H73ZM120 240H121V238H120ZM125 240H128V241H129L128 238L125 239ZM125 240H123V241H125ZM137 240L139 241L138 238H136V241H137ZM146 240H147V239H146ZM150 240H151L152 242L154 241L153 239H150ZM150 240H148V243L151 242ZM156 240H157V239H155V241H156ZM159 240H161V239H159ZM244 240H245V239H244ZM0 241H2V238L0 239ZM60 241H62V240H60ZM64 241H65V240H64ZM69 241H70V240H69ZM108 241H109V242H108ZM118 241H119V240H118ZM121 241H122V240H121ZM123 241H122V242H123ZM132 241H133V240H132ZM136 241H134V242H136ZM141 241H142V240H141ZM143 241H142V242H143ZM157 241H158V240H157ZM21 242H22V243H21ZM26 242H29V241H26ZM98 242L101 243V244L98 245V244H97ZM112 242H113V241H111V243H112ZM125 242H126V241H125ZM129 242H130V241H129ZM142 242H140V243H142ZM159 242H160V241H159ZM61 243H62V242H61ZM68 243H69V242H68ZM70 243H71V242H70ZM70 243H69V244H70ZM143 243H144V242H143ZM155 243H158V242H155ZM31 244H29V246H30ZM52 244H53V243H52ZM71 244H72V248H74L73 243H71ZM102 244H103V246H102ZM112 244H113V243H112ZM115 244H118V243H115ZM115 244H114V245H115ZM123 244H125V243L123 242ZM123 244H122V246H124ZM127 244H128V243L126 242L125 246H126ZM132 244H133V243H132ZM151 244H152V243H151ZM34 245H33V247H34ZM57 245H58V244H57ZM97 245H98V246H97ZM119 245L121 246V244H119ZM119 245H118V246H119ZM138 245H140V244H138ZM23 246H24V245H23ZM47 246H48V245H47ZM47 246H46V248H47ZM120 246H119V249H121V247H122V246H121V247H120ZM125 246H124V247H125ZM132 246L134 247L135 245H132ZM26 247H28V246H26ZM50 247H51V246H50ZM55 247H56V246H55ZM55 247H53V248H55ZM63 247H64V245H63ZM65 247H67V245H65ZM65 247H64V249H66ZM68 247H69V246H68ZM95 247H96V248H95ZM107 247H108V248H107ZM112 247H113V246H111V249H112ZM137 247H138V246H136V248L134 247V248L132 249V252H133V250L137 249ZM29 248H30V247H29ZM31 248H32V247H31ZM37 248H38V247H37ZM51 248H52V247H51ZM61 248H62V247H61ZM70 248H71V247H70ZM77 248H76V249H77ZM122 248H123V247H122ZM139 248L141 249L142 247H139ZM8 249H9V248H8ZM8 249H7L6 246L1 245V246H0V254L3 255L4 253H6V252L8 251ZM13 249H14V248H13ZM13 249H12V250H13ZM56 249H59V248H56ZM62 249H63V248H62ZM111 249H109L108 252H110ZM114 249H117V250H115V251H118V252H119L118 247H116V248L113 247L112 250H114ZM127 249H128V248H127ZM127 249H125V250L127 251ZM129 249H130V248H129ZM129 249H128V250H129ZM15 250H16V249H15ZM125 250H124V251H125ZM146 250H147V249L144 248V251H146ZM13 251H14V250H13ZM13 251H11V252H13ZM18 251H20V250H18ZM77 251H78V250H77ZM98 251H99V252H98ZM115 251H114V253L116 254ZM122 251H123V250L121 249V252H122ZM126 251H125V252H126ZM129 251H130V250H129ZM139 251L141 252V250H139ZM144 251H143V253H145ZM22 252H26V251H22ZM28 252H29V251H28ZM28 252H26V253L28 254ZM63 252H64V251H63ZM97 252H98V253H97ZM108 252H107V254H110V253H108ZM112 252H113V251H112ZM130 252H131V251H130ZM148 252H150V251L148 250ZM151 252H152V251H151ZM13 253H14V252H13ZM19 253H20V252H19ZM29 253H30V252H29ZM37 253H38V252H37ZM69 253H71V252H68V254H69ZM119 253H120V252H119ZM27 254L24 253V255L22 254V256L25 257V255H26V257H27ZM47 254H48V252H47ZM51 254H52V253H51ZM56 254H59V253H56ZM99 254H98V256H99ZM105 254H106V253H105ZM111 254H112V253H111ZM120 254L122 255L123 253H120ZM127 254H128V253H127ZM139 254H140V253H139ZM7 255H8L9 258L11 257V256H9L8 253H7ZM35 255H36V252H35ZM61 255H62V254H61ZM71 255H72V254H71ZM71 255H70V256H71ZM75 255H76V254H75ZM118 255H119V254H118ZM134 255H135V254H134ZM142 255L144 256V254H142ZM150 255H151V254H150ZM3 256H5V254H4ZM3 256H2V257H3ZM22 256H21V257H22ZM45 256H47V255H45ZM48 256H49V254H48ZM48 256H47V257H48ZM105 256H106V255H105ZM112 256L115 257L114 254H113ZM123 256H124V255H123ZM19 257H20V256H18V257L16 256L15 259H17V258H19ZM26 257H25V258H26ZM28 257H29V255H28ZM28 257H27V258H28ZM58 257H59V258H58L57 260H58V262H60V261H59V260H61L60 255H59ZM103 257H104V256H103ZM110 257H111V255H110ZM110 257H108L107 259L109 260ZM121 257H122V256H121ZM121 257H118V256H117V258H121ZM125 257H126V256H124V258H125ZM25 258H21V259H22V260H23V259L25 260ZM29 258H30V257H29ZM37 258H38V257H37ZM51 258H52V255H51V257L48 258V259L50 260ZM111 258H112V257H111ZM117 258H116V259H117ZM124 258H123V259H124ZM134 258H135V257H134ZM137 258H138V257H137ZM11 259H13V258L11 257ZM15 259H13V260L16 261ZM32 259H33V258H32ZM52 259H53V258H52ZM54 259H56V258L54 257ZM94 259H95V258H94ZM104 259H105V258H104ZM121 259H122V258H121ZM121 259H120V260H121ZM1 260H2V259H1ZM13 260H10V262L13 261ZM49 260H48V261H49ZM57 260H56V261H57ZM78 260H79V259H78ZM108 260H107V261H108ZM110 260H111V259H110ZM112 260H113V259H112ZM125 260H126V259H125ZM173 260H174V259H173ZM7 261H9V259H7ZM30 261H31V260H30ZM50 261H51V260H50ZM95 261H96V260H95ZM104 261H106V260H104ZM114 261H115V260H114ZM114 261H113V262H114ZM128 261H130V260H128ZM171 261H172V260H171ZM188 261H189V260H188ZM25 262H26V261H25ZM34 262H35V261H34ZM54 262H55V261H54ZM58 262H57V263H58ZM61 262H62V261H61ZM68 262H69V261H68ZM88 262H89V261H87V263H88ZM92 262H93V261H92ZM115 262H116V261H115ZM121 262L124 263V261H122V260H121ZM182 262H183V261H182ZM22 263H23V261H22ZM27 263H28V261H27ZM37 263H38V262H37ZM51 263L53 264V262H51ZM62 263H63V262H62ZM69 263H70V262H69ZM104 263H105V262H104ZM106 263H109V262H106ZM110 263H111V262H110ZM123 263H122V264H123ZM135 263H136V262H135ZM138 263H139V262H138ZM8 264H9V263H8ZM15 264H16V263H15ZM24 264H25V263H24ZM35 264H36V263H35ZM40 264H42V263H40ZM44 264H45V263H44ZM49 264H50V263H49ZM55 264H56V262H55ZM71 264H72V263H71ZM91 264H94V263H91ZM95 264H97V263H95ZM111 264H112V263H111ZM119 264H120V263H119ZM124 264H126V262H125ZM127 264H128V262H127Z\"/></svg>",
    "mask_w": 264,
    "mask_h": 264
}]
</instances>
